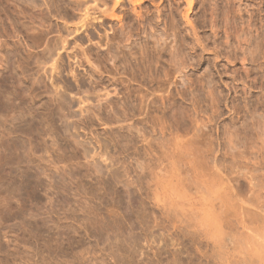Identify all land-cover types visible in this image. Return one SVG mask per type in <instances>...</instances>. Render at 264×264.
<instances>
[{
	"label": "rangeland",
	"instance_id": "rangeland-1",
	"mask_svg": "<svg viewBox=\"0 0 264 264\" xmlns=\"http://www.w3.org/2000/svg\"><path fill=\"white\" fill-rule=\"evenodd\" d=\"M7 1L10 3L8 4ZM25 1L26 0H12V2H11V0L10 1L9 0H0V12H1L0 13V36H2L0 39L2 41L4 39H7V41H5L6 45L4 43L5 48L3 46V48H1V50H0V264H132V263L133 264H240L241 263V260H240L241 256L239 254H237V252L239 250L235 253L234 252L235 246H233L232 243L229 242L228 239H226L229 235L225 238V242H223L222 244H224V243L227 244L229 242L230 244L229 243L228 244L231 247L227 244L228 246L224 245V249H223L221 247V245L217 244L218 241L220 243V240L223 236L222 237L220 236L219 237L220 239L217 238L218 234H216V228L214 226L215 222L213 223L212 221H214V220H212V221L210 220V219H213V216H211L212 214H211V210L209 207L210 206L209 205L210 202L208 201L209 199L207 200V203H206L205 200L207 199V197H205L204 195H200V194L198 195L197 194L198 191L196 189H195L196 191H194V188L196 187L195 185H193L194 187H192V186L190 187V189H192L191 191H190V189L187 190V193H189V196H188V194L185 192L186 191L185 188L183 187L184 189H181L182 188L181 182H183V183L185 182L187 184L188 181L187 182L181 181V179H184L183 175L186 176V173H188V175L186 176L187 179H189V177L192 178V177H194L192 175V173H195L197 170H199V171H197L198 173L196 172L197 175L200 172V174L198 175L199 178L201 177L200 175L204 176V175L208 174L207 178H205L206 180L204 179V177L203 178L201 177V178L204 179L205 182H207L208 178L212 179L211 181H213V180L215 181L216 176L218 179V173L215 172L216 170L213 171V169H215V168L213 167L214 165L213 166H211V165L215 164L214 162H216L217 159L218 160H217L216 164L218 163L221 168L225 167L224 168L225 172H228V174L232 173L231 174L232 178L230 175H228V176H230L231 179L238 178L237 174H239V171H241V169H242V171H243V169H245V171H243L242 174H239V176H242L244 173L252 171V173L251 172L247 173L248 175L251 173L249 176H246V175L245 176L249 178L251 175L252 176L256 175V178H255V176H253V178H255L254 179L255 181H253V183L256 184V180L258 181V179H259V178L257 179V177L259 176V174L262 173V172L260 173V171H258L259 170L258 167L260 165L264 166V164H263L264 163V159H263L264 158V156H263L264 155V149H262V147H264V145H263L264 143H262V141L264 140V135H262V134H264V74H263L264 73V67L262 68V66H264V58H263L264 57V41L263 42L261 41L262 39L264 40V30H263L264 29V18H263L264 17V0H242V1L241 0H208V1L207 0H192L193 2H192L191 7L188 6V2H186V0H179L180 2L178 0H174V1L173 0H170V1H168V0H155L153 3L155 5H158L159 7L161 6V9H162L161 14L164 13L166 16V14L168 13L169 16L167 15L166 16L167 18L165 17L166 18L165 22L168 25H165L163 23L165 18H162L161 14L158 13L157 16L160 14V17L158 19V17L155 16L157 11L153 10L155 12V14L152 11H151L152 12L151 14L153 15V17H156L158 21L155 20L156 18H153L151 16V14H150V19L152 21L155 20V23L157 25H155L154 22L152 23V21H149V22H151V24L149 23V25H148V23H145L146 27L143 24L144 20L142 21V19L138 18L137 19L138 22H137L136 16H135V18L134 17L133 18L127 17L129 20L132 19L134 22L133 21L131 22V20L129 21L126 19V17H125L126 15H125L124 11L127 8L129 9V6H130L127 2V4L125 6H122V13L120 10L117 12V14L121 13L122 17L125 18L129 22L124 23L125 27H126L124 29H126V31L123 30V32H122L123 35L121 33V30L117 31V39L118 38H120V39H118V40L116 39V40L118 41L119 45H118V43H114L116 41H114V42L111 41V42H113L112 43L113 46H111L113 48H111L112 50L109 52L110 55L106 52L109 51V49H110L109 47H110L111 42L108 45L106 40L111 39L109 37H112L111 34L114 33V30L109 29V28H111L112 25L110 24V26H109L108 24L104 23L103 18L101 19V17H99V15L97 14V15H95V17L97 19L94 20L93 18H91L89 20L90 22L88 25L90 27L88 28V31H86L85 33L82 30L80 32L73 31V33L70 35V37L68 36V39H67L68 41L66 42L64 49L60 47L63 50L59 49V51H58V53L60 52L59 53L60 56L56 55V57H55L56 59H59L58 64H57L58 69H56L55 71L51 70L52 69V67L50 66L51 64L49 65V67L47 65V67H46L47 69L45 68L46 70H41L42 68L37 67V65H27L28 66L27 67L24 64L20 68L18 66H16L15 64L7 66L8 63L5 61L6 59H4V58H6L5 57L6 51L11 50V49H15L19 44H22V41L19 42V40H20L19 34L23 33V35H26L28 30H29V32L30 31L31 32L28 34L29 35L32 34V36H35L42 30V29L41 30L39 29V27H41L40 26L41 23L38 26V24H39L38 21L33 20L36 18H34L33 16L31 17L30 16L31 14L29 13V11H28V13L30 15L28 13H26V11H25V10H28L25 7L29 6L27 3L28 2L31 3V0H27L26 5L24 6ZM43 1H45V0H39V3L41 2V4H42V3H44ZM86 1H87V6H89L90 11H92L91 13H93V11L98 12L101 9L103 10V9L109 8V7H107L108 6L107 1L109 2L111 0H105L106 2L104 0H86ZM255 2H256V4H255ZM15 3H17L19 5H16ZM20 6L22 9H24L25 12L23 10L21 11ZM96 7L99 9H97ZM151 9H153V8H151ZM188 10H190V11H188ZM21 12L22 13L24 12V14H22ZM184 13H186V14H184ZM27 14L30 16V18H32L33 21H30V18ZM212 14H213V16H210ZM10 17H11V19H10ZM92 17H94V15ZM169 17H173V19L176 18L174 21L176 23H174L172 18H169ZM162 19H163V21H162ZM170 19L172 20L171 23H170V21H171ZM4 20H6V21H4ZM140 20L142 22H140ZM14 21H16L19 24L16 23V26H14L15 25ZM135 21L137 22V24L142 23V26L140 25L141 26L140 27L139 25H137L135 23ZM168 21H169V23H168ZM186 21H188L190 24H188V22L186 23ZM39 22H40V20H39ZM127 23L132 24L134 26L131 25L132 26V28H131V26L129 25L130 27L128 28V26H126V25H128ZM169 24H172V26L175 24V26H173L174 28L172 26H170L172 29H174V31H172V32L170 31L171 33L169 32L170 28H167V27H169ZM20 25L23 26V28L21 27L23 30L20 28ZM61 25L65 26L63 23H61ZM147 25H148V27H147ZM9 26H11V27H9ZM143 26L145 28H147L146 29L147 32H146V30H145V32L143 31L145 29ZM153 26H155V27H153ZM164 26H167V27H164ZM194 26H195V31L192 30L194 28ZM117 27H118V29H120V25H118ZM138 27H140L139 30H138ZM175 27H176V31H175ZM17 28H18V30H20L19 34L16 33ZM67 28L72 30L71 26H67L66 29ZM127 28H128V31H127ZM142 28H144V29L142 30ZM148 28H152L153 31L151 29H148ZM132 29H133V32L131 33ZM163 29H165V30L163 31ZM167 29H169V30H167ZM149 30H151V31H149ZM23 31H25L26 33H24ZM124 31H125V34L129 32L127 34V36H129V34H133V33L135 34V32L136 33L138 32L139 35L137 33L135 35V38L133 37V40H131L130 42L125 44V42H123V41H126L127 38H126V35L124 36ZM142 32L144 34L140 35ZM148 32L150 34H148ZM166 32L170 35L169 37H167L168 35L165 34ZM173 32H176V36H174L175 34ZM195 32L198 35L196 34V36H195ZM33 33H35V35ZM66 33L67 32L65 31L64 32L65 36L68 35V33L67 34ZM118 33H120L121 35ZM227 33L229 35H227ZM28 34H27V36H29ZM88 34H89V36H88ZM147 34L150 36L147 37ZM118 35L120 37H118ZM121 36L122 37L124 36L123 39H121L122 38ZM197 37H198L199 43L196 42ZM18 38H19V40H18ZM124 38H125V40H124ZM145 38H146V40H145ZM185 38H187V39H185ZM17 40H18V42H17ZM91 40L93 41V43ZM120 40H122L123 43L120 44V42H121ZM157 40H159L158 41L159 43L157 44L159 47L157 45L156 46L159 49H157V54H156V52H155L156 49L155 50H153V49L155 48L154 45H155V42ZM165 40H166V42H165ZM199 40L201 41V43ZM76 41L79 43H83L82 48H85V50L89 46L92 47L94 49L93 50L94 53L96 52L98 55H100L101 68L103 69L105 67L106 70L109 71L110 76L107 75L108 72L106 70H102L101 68H98L99 66L96 67V68L100 69V71L102 70L103 72L106 73V74H104L101 71L103 73V75H102L103 77H100V79H101V81H102V79L105 80V81H102L103 83H101V81L99 80L100 83L103 84V86H105L102 89H101V87H97L96 82L98 80H95V79H98V78H95V77L92 78L90 76L89 67H87L86 69H83V68H80L78 66V64H77L78 59L77 58L75 59V55L77 53H80L81 49L75 47ZM14 42H15V45L13 46ZM144 42L145 43L149 42L148 45L150 44L149 46L153 47V48H150L149 46H147V43L145 45ZM152 42H154V44ZM142 43L145 46H147L148 48H146ZM257 44H258V46H257ZM10 45H12V46L9 49ZM101 45H102V47H101ZM120 45H122V47ZM200 45H202V46H200ZM6 46H8V47H6ZM139 46H144L146 49H144L143 47L141 48ZM137 47L141 48V52H142V50H146V51L152 50V51H149L150 53L154 51V54L151 53L152 58L154 60L149 57L150 53L148 51H147V53H149V54L145 53L146 51L141 53L142 56L145 57V55H146L147 58L149 57L148 59H146V57L145 58L142 57V58L146 59V60H143L141 58V55H139L140 51H139V48H137ZM204 47H206V49ZM219 47L223 51L220 50ZM255 47H257V48L255 49ZM160 48H162L163 50ZM217 48H219V49H217ZM2 49H4V50H2ZM121 49H123L124 51H122ZM131 49L133 51H137L138 53L136 54V52H135V54L137 56H134L135 55L134 52H133L134 55L132 53L129 54L130 56H132V55L134 56L132 58L136 57L135 60L131 59V62H129L130 63L129 64V63H127L130 60V59L129 60L127 59V58H129L128 57L129 55L127 54V52L129 53L131 51ZM170 49H172V50H170ZM160 50H162L163 52L161 53ZM174 50H175V52H174ZM203 50H205V51H203ZM4 51H5V53H4ZM74 51H76L77 53ZM253 51L255 53H253ZM2 52L4 53V56H3L4 58H2V55H3ZM218 52H219V54H218ZM122 53H124L125 55L127 54L128 56L126 55L127 56L126 57ZM158 53H160V56H161V57L158 56V58L160 57L159 58L160 60L157 58V55H159ZM175 54H177V55L175 56ZM254 54H255V56H254ZM104 55L105 56L108 55L109 57L108 56L106 57L108 59H106ZM154 55H156V56H154ZM181 55H183V56H181ZM185 55H186V57H184ZM249 55H253L252 57H253L254 61H252V57L251 56L249 57ZM258 55H260V56H258ZM101 56H103V57H101ZM138 56H140V57H138ZM173 56H174V58H173ZM95 57L96 56H94L92 58V62H95L94 61ZM122 57H123V59H122ZM124 57L127 59V62L126 61L124 62V60H125ZM154 57H156V58H154ZM178 57H180V58L182 57V58L180 59ZM232 57H235V58L232 59ZM245 57H246V59H245ZM260 57L263 59H261ZM140 58L142 59L141 60L142 62L140 61L142 63L141 65H143V63H144L145 67L148 68L150 66V70H149V68L148 69L145 68V69H147V70H145L143 68V66L141 67V65L139 63H137L140 60ZM176 58H177V61H176ZM256 58H257V60H256ZM150 59L154 61L153 64H150L152 62ZM157 59L159 62L157 61ZM172 59H173V61H172ZM174 59H175V61H174ZM104 60H107V62ZM122 60H123V63H122ZM149 60L151 62H149ZM182 60L187 62L186 64L188 66V70L185 71V73H182L181 75L177 74V73H179V72H177V69H175L176 72L173 73L174 69L171 70L173 68V66L180 64ZM235 60H236V62H235ZM132 61H133V64H132ZM146 61H148L150 65L148 64V62H147V64H148L147 65ZM184 61H182V62H184ZM156 63H158V64H156ZM233 63H235V64H233ZM253 63H254V65H253ZM96 64L97 63L95 62V65ZM131 64H132V66H134L133 70H131V68H133V67L129 68V65H131ZM161 64H162V66H161ZM168 64H169V66H168ZM171 64H173V65H171ZM258 64H259V66H258ZM103 65H104V67H102ZM136 65H138V66L135 67ZM174 67L176 68V66H174ZM261 69H262V71H260ZM70 70L71 71L73 70L72 71L73 73H71ZM133 71H134V73H135V71H137L138 75L134 74ZM170 71H172V73L175 76ZM188 71H189V73H188ZM139 72H140V74H139ZM175 73L177 74V76ZM201 73H203V74H201ZM36 74H38V75H36ZM130 74H134V75H130ZM21 75H22V77H21ZM31 76H33V77H31ZM136 76H138V77H136ZM181 76H182V78H181ZM131 77H133L134 81H131V80H133ZM187 77H188L189 81L186 79ZM180 78L183 81L180 80ZM35 79L39 80V81L41 80L40 82L42 83V86L43 85L46 86L47 89L50 91V93H52L51 95H55L54 93L58 92L57 94L64 95L66 98H68V100H70V101L72 100L73 106H74V108L71 112L72 115L74 114V117H72V120L70 118V120H67V122L61 124V122H59V120H58V118H56V116H53V114L51 112H48L46 110V108H44V106L42 105L43 102H41L40 104H38L36 102L37 103L36 106H35V103L34 104L31 103L32 101L30 102V100H32V99L29 96V94H27L28 92L24 91L25 90L24 87L30 88L33 81H35ZM24 80H26V82ZM112 80H114V81H112ZM122 81H124V82L122 83ZM169 81H171V82H169ZM162 82H163V85H162ZM164 82L166 84H164ZM167 82H169L170 85ZM157 83H158V86H157ZM58 85H59V87H61V89L58 87ZM156 86L160 89L155 92L156 95L155 94L153 95L152 92L154 93L155 88L157 89ZM164 86H167V87H164ZM57 87L59 88V89H57L58 91L56 90ZM152 87H153L154 91H152V89H151ZM163 90H165L167 92H164ZM79 91L81 92L80 94H79ZM121 91H122V93H121ZM209 91L211 93H209ZM24 92H26V94ZM126 92L128 93V95H130V97L132 96L131 101H133V100H135V101L131 102L130 100H126L127 97H128V99H130V97L127 96ZM37 93L40 96L43 94V90H40ZM70 93H71V95H70ZM129 93H133V95L129 94ZM161 93H163V94H161ZM122 94H124L125 96ZM145 95H147V96L145 97ZM150 95L151 96L153 95V96L151 97ZM123 96H124L123 101H125V102L122 101ZM149 96H150V98L147 99V97H149ZM160 96H162V97L160 98ZM197 96H199V97L197 98ZM80 98L81 99H83V98L89 99V100L83 104L80 102ZM151 99H153V100L151 101ZM148 100L150 103L148 102ZM180 100H182V101H180ZM119 101L125 103L126 105L120 103ZM126 101H128V102H126ZM143 101H145V104L148 103V104H146V106H149V107H145L146 113L142 112V110H144V108H142V110H140L141 107H144ZM141 102L143 104H141ZM128 103H133V104L130 105ZM107 104L108 105L111 104L110 106H108V109H107L108 112L110 113V115L112 114L111 115L112 118H111L108 115L109 113L107 112V115L109 116L110 119H112V120L115 119V117L117 115L119 117V118L118 117L117 118L121 122H123V121L126 122V123L123 122V124L118 123L120 126H118L117 123L114 124L115 125V126L113 125L114 130H112L113 129L112 125H110L111 127L108 125V130L110 129L109 130L111 132L110 134H112L113 136L108 135L107 132H109V131L106 130L107 129L106 125H104L106 127L105 128L102 125V122L100 121L101 119L98 117H96V119H95L96 121L93 118V127L94 128L83 125V122H82V121H84V118L86 116L91 115L92 112L97 111L98 108H100V106L104 107ZM27 105H28V107H27ZM127 105L129 108L127 107ZM121 106H122V108L127 107L128 109H130V108L131 109L128 110L127 108H123L125 110H122V108H120ZM131 106H133L134 108ZM82 107L85 108L83 110V113L81 112V109H80ZM29 108L31 109V112H30ZM32 108H33V111H32ZM34 109H37L39 111L38 112L39 115H41V114H43V115H41V116H39L38 114L35 115ZM196 109H197V111H196ZM88 110L90 111V113H88V112L86 113V111H88ZM131 110H133L134 112L132 111L130 114V112H128V111H131ZM146 110L147 111L149 110V111L147 112ZM124 111H126L125 113L128 112L127 114H130L132 116V119L129 118L130 117L129 115H128V117H125V116H127V114L124 115ZM235 111H236V113H235ZM32 112L34 113V115L32 114ZM42 112H44V113H42ZM138 112L145 113L144 115H142V117L145 116V118L147 120L144 119V117L140 118L141 114H138ZM49 113H51L52 115ZM189 114H192L193 116L189 115ZM134 115L139 116L137 118H140L139 119L140 122H141V119L143 121L145 120V122H143V123L146 124V125L144 124L145 127L148 126V128H146V130L149 129V131H150L149 133H151L153 131L155 132V133L153 132L154 134H152L155 137L152 135L149 137V138L154 137L155 138L154 142H153V140L149 141L152 138L149 139L148 136L144 137L145 141L143 140L144 139L143 137H141V139L139 138L140 136L143 135L142 133H144L146 130H145V127L142 123H138L139 120H137V118ZM179 115H181V116H179ZM195 115H196V117H195ZM35 116H37V117H35ZM133 116L135 117L134 120H133ZM180 117H182V118H180ZM189 117H192V118L189 119ZM97 118H98V120H97ZM149 118H150V120H149ZM192 119L194 121H192ZM206 119H207V121L208 120H210V121H208V123H207ZM176 120H177V122H176ZM188 120H190V121H188ZM197 120H198V122L199 121H201V122H199V124H197L195 122ZM51 121H54V122H51ZM113 121H115V120H113ZM128 121H130V124L127 123ZM135 121H138V122H135ZM161 121H162V123H161ZM173 121H175V122H173ZM202 121L204 123H202ZM39 122H40V124H39ZM48 123L49 124L52 123L53 127H52V124L49 125ZM132 123H134L137 126V128L140 129V131H142L143 128L145 131L141 132L142 135H137L136 132H134V130H133V133L130 132V134H129V131H127L126 135L124 134L126 137L123 136L122 135L124 133L123 131H125L127 129L126 126H131ZM200 123L202 125H200ZM134 124H132V125H134ZM139 124H141L142 127H138ZM149 124L153 125V126H150ZM206 124H208L207 125L208 127L206 126ZM216 124L218 127L216 126ZM192 125H194V126H192ZM199 125H200V127L201 126L203 128L205 127V129H203L201 127L202 129L200 128L201 129L200 130L198 127ZM212 125H214V126H212ZM46 126L51 128L52 130L54 129V131H53L54 135L53 134L46 135L44 130L47 129L46 132L51 130V129L48 130V127H46ZM65 126H69V128H70V131L67 134L63 133V129ZM136 126H135V128H136ZM119 127L120 128L123 127V129H120ZM42 128H43V130H42ZM117 128H118V132L122 130L121 131L122 134H120V132H119V135H122L124 137L123 138L124 141L122 139V136H119L118 132H116ZM152 128L154 130H152ZM160 128H162V130H160ZM175 128H177V129H175ZM166 129L167 130L170 129L169 130L170 132L167 131ZM210 129L213 130V132ZM89 131H90V133H89ZM160 131H162V132H160ZM164 131H167V134ZM183 131H185V132H183ZM114 133L117 135V138L119 136L118 139L116 138V135H114ZM171 133H172V135H171ZM210 133H211V135L209 136ZM127 134H128V136H127ZM131 134L132 135L136 134L135 136H133V137H135L134 142H131V140H130L133 138V137H131ZM219 134H220V136H219ZM224 134H225L226 138H224ZM52 135H53V137H52ZM195 135L197 137H195ZM227 135H229V136H227ZM49 136H51V137H49ZM72 136L75 137V140L74 139L71 140ZM144 136H146V135H144ZM169 136L171 138L177 136V137H175L177 139V140H175L176 143L174 142L175 138H173L171 140V138ZM199 136H201L200 139H198ZM212 136H213V138H212ZM67 137H69V138H67ZM129 137H130V139H129ZM189 137H190V139H189ZM216 137H217V139H216ZM80 138H81V140H80ZM168 138H169V140H167ZM228 138H230V139L232 138L231 139L232 141L231 140L229 141ZM69 139L72 142L68 141ZM73 140H74V142L76 141L74 144H73ZM159 140H160V142H159ZM143 141L146 143H144ZM147 141L152 142V143L147 144ZM170 141H172V142H170ZM182 141H184V142L182 143ZM186 141H187V143H186ZM128 142L130 144H128ZM135 142L137 143V145L135 144ZM156 142H157V145L155 144ZM177 142L179 145L177 144ZM205 142H207V144ZM223 142H224V144H223ZM227 142L229 144L231 142L232 145L227 144ZM158 143L162 144L161 148H163V149L156 147V146H159ZM174 143H175V146L178 145L179 147L178 146L173 147ZM75 144H77V145H75ZM126 144H127V146H126ZM149 144H151V145L153 144V145L151 146ZM210 144H211V146H210ZM221 144H223V145H221ZM147 145L151 146V147H153L154 145H156V146H154V148H150ZM189 145H190V147H189ZM118 146H120V147H118ZM135 146H136L137 151L139 149V152H137L135 150ZM163 146H166V148H164ZM185 146L189 147L191 149L186 148ZM232 146H235V148L234 147L232 148ZM65 147H67V149H68V152H67L68 154L63 153L64 152L63 150L66 149ZM125 147H127V148H125ZM184 147L186 149L190 150L189 151L190 153L188 154L189 157L187 156L188 158H190V155H192V154H194V155H193V157L191 156V159H189V160L185 157V159H187V160H184V163H183L184 157H181L182 153L179 154V151H180L179 148L184 149ZM84 148H86L85 150H87V152H89L91 154L90 156H94L95 153L101 152V155H97L95 157L94 161L92 162L94 164L97 163L99 165L100 171L97 170L95 172V171H93L94 169H90V168L88 169L89 166L87 167V164H86L87 162H85V159L83 158V155L85 154ZM154 149H158V150L161 149L162 153H163V151H165V149H168L167 152L166 151L164 152V153H168V154L165 155L163 153L162 155L168 156L171 154L172 157L170 156V159H168V161L169 160L173 161V158L174 159L176 158L175 161H176V163H178V165H175V166H177L176 168H178L180 163L182 162V164L180 165V167H182V168L179 167L178 168L179 170H177V169L174 170V171H179L181 173V175L183 174L182 177L179 175L181 177V179H179L178 176L176 177V179L178 178L177 181L179 182V180H180L181 182L176 183V179L175 180L171 179L170 181H173L174 183L170 184V181L168 182V180L166 179L172 175V170L175 167H173V169L170 168L171 171H168L169 169H167L168 167H166L167 172L166 171L163 172L165 176L163 175V173H161L162 171H160V172L157 171L161 167L164 168L165 164L167 166L168 161L166 160L167 162H164L165 158L167 159V157L163 156L164 161L162 162L163 158H162V155L160 154L161 151L159 152V151H156ZM171 149L172 150L174 149L178 153V155L174 150L172 151ZM183 149L181 152L187 151L186 149L185 150H183ZM212 149H214V150L211 151ZM202 150H203V152H202ZM145 151L147 152V154ZM153 151H154V153H153ZM155 151L159 152V154L161 155V156L159 155V159L162 158L161 160L157 159L158 157H156V156H158V155H156ZM171 151L174 153H171ZM144 152H145V154H143ZM192 152H195V153H192ZM186 153H184V154H186ZM196 153L199 155V160H198V156ZM64 154H66V155H64ZM148 154H150V155H148ZM214 154L217 158L215 157L213 159ZM230 154H232L234 156V159H232L233 156ZM201 155L203 156V158H200ZM147 156L148 157L152 156L153 158L152 157L148 158ZM182 156H183V154H182ZM63 157H64V160H65V157H66V159L69 157L70 160H72V158H73L75 160L73 162H75V163H76V161L81 162L80 167L74 166L75 169H73V170H75V171H72V168H74L71 165L72 162H69L68 164L64 165L65 162L63 160ZM180 157H181L182 161L178 162ZM239 157H241V158L237 159ZM245 157H246V159H245ZM69 158L67 160H69ZM77 158H78V160H77ZM204 158H206V159H204ZM235 158H236V160H235ZM249 158H251V159H249ZM257 158L258 159L261 158L262 161L258 160ZM135 159H137L138 161H136ZM149 159H151V160H149ZM156 159L158 160L159 163H160V161L162 162V164L164 163V165H161V163L160 164L156 163L155 162V161H157ZM241 159H243V160H241ZM61 160L63 161V163L62 162L60 163ZM190 160H192V164H189ZM196 160H198V161H196ZM212 160H215V161L212 162ZM232 160H233V162H235V161L236 162L238 161V162L234 163V165H233ZM175 161H174V163H175ZM185 161H188V163L185 164L186 163ZM199 161L204 162V163H198ZM206 161H207V163H206ZM218 161L219 162L222 161L221 163L224 164L223 167L221 166L222 164L219 163ZM258 161L259 162L261 161L260 162L261 164ZM58 162L61 165H59ZM136 162L138 164L140 163L141 166L143 167L142 169L140 168L141 170L139 168L137 169V167L140 166V164L138 165ZM153 162H154V164H153ZM171 162H169V163H171ZM256 162H258L259 165ZM174 163L172 162V164H174ZM227 163H229V164H227ZM241 163L244 164V166H242ZM155 164L156 165L158 164L157 165L158 168ZM183 164L187 165V166L185 167ZM188 164L191 166H189ZM200 164L201 165L203 164L204 168L203 167L200 168ZM235 164H236V167H234ZM147 165L148 166L150 165V166L148 167ZM151 165L152 166L155 165L153 167V169H151L152 168ZM193 165H196L197 167L199 166L198 169L195 166V168L197 170L193 169L194 172H192V169H191V167H193ZM209 165H210V167H209ZM228 165L231 167H229ZM145 166H147V168ZM159 166H161V167H159ZM171 166H174V165H171ZM171 166H169V167H171ZM261 166H260V168H261ZM65 167H67V168H65ZM68 167H70L71 170H69ZM184 167H185V169H184ZM211 167H213V169ZM64 168L68 169L71 172L70 173H67V172L64 173V171H68V170H65ZM144 168H146L147 170ZM163 168H161V169L166 170ZM233 168L235 169V171L233 170ZM252 168H253V170H252ZM154 169L156 172L154 171ZM205 169L207 170V171H205L207 173L204 174ZM254 169H257L259 174L256 173V171ZM151 170L153 172H155V175L158 176V179ZM180 170H182V171H180ZM201 170H203V171H201ZM208 170H209V172H208ZM210 170L212 172H210ZM174 171H173V174H174ZM231 171H233L234 173ZM253 171H255V172H253ZM151 172L153 173V176H152ZM179 172H178V174H179ZM184 172H186V173H184ZM213 172H214V176H213L214 179L212 177H209V175L210 176L213 175ZM168 173H169V176L167 177L166 175H168ZM215 173H217V174H215ZM175 175H177L176 172H175ZM154 176H155V178H154ZM128 178H130V179H128ZM171 178H172V176H171ZM173 178H175L174 175H173ZM201 178L199 179V181L202 180ZM159 179H160V181H159ZM192 179H194V178H192ZM243 179H245V178H243ZM184 180H186V179H184ZM245 181L248 182V180H246V179L244 180L245 186H244L243 190H241L242 186L240 189L237 188L238 186L237 187L234 186L235 187V193L239 194L242 191L247 190L245 193L243 192L242 195L241 194L240 195L243 196L245 199L249 198L250 202H248L247 200H245V201L248 202L246 204H248V206H250V207H248L250 209V208H253V205H254L253 204L254 202L252 201L253 202L252 203L251 200H256V199H255V196L253 195V193H250L248 191L250 189V188H248L249 183H247ZM145 183H147V184H145ZM166 183H167V185H166ZM155 184L156 185L161 184L160 185L161 188L158 187L159 189H157V191H156L157 186ZM246 184H247V186H246ZM172 185L174 188L172 187ZM153 186H154V188H153ZM178 186H179V188H178ZM137 188H138L139 192H138ZM237 189L241 190V192H239ZM183 191H184V193H183ZM125 192H126V194H125ZM156 192H158V193H156ZM183 194L184 195L186 194L187 196L185 197ZM244 194H246L247 196H245ZM182 195H183V198H180V196H182ZM155 196L157 197V199ZM193 196H194V198H193ZM203 197L206 199H204ZM168 198H170V199H168ZM256 198H258V197L256 196ZM173 200H175V201H173ZM133 202H134V204H133ZM153 202H154V204H153ZM134 205H136V206H134ZM164 206H165V208H163ZM193 206H195V207H193ZM245 207L247 208V205H245ZM168 208H170V209H168ZM199 209H201V211ZM160 211H161V214H160ZM130 212H131V214H130ZM168 212H169V214H168ZM175 213H176V215H175ZM204 216L206 219H209V220L206 221V219L203 218ZM207 216L209 218H207ZM210 216H211V218H210ZM172 217H174V218H172ZM232 219L234 220V223L232 222L233 224L231 223L232 224L231 226L234 225V227L229 228V230L226 229V232L230 231L229 233H230L231 237L234 235L236 236V234L237 235L239 234V236H241V233H242V237H244L247 232L245 230H243L241 228V226L239 227L238 226L239 224L236 227V224H237L236 221H238L236 217H235L236 220L233 217H232ZM132 220H134V221H132ZM233 220H230V221H233ZM135 223H137V224H135ZM75 225H77V226H75ZM135 225H138V226L135 227ZM206 225H210V226L206 227ZM235 227H236V230H234ZM231 229L234 230V232ZM136 232H138V234ZM187 232H189V233H187ZM231 232H233V233L236 232V233L234 235H232L233 233H231ZM243 233H245V234H243ZM205 236H207V237L205 238ZM235 236H234V238H235ZM239 236H236V239L240 238V240H241V237H239ZM229 239H230V237H229ZM127 241H129L128 244L126 243ZM212 242H214V243H212ZM215 242H216V244H215ZM133 244H134V246H133ZM136 244H138V245L140 244V245L138 246ZM126 245H128V246H126ZM217 246H219V247H217ZM131 250L133 251V253ZM228 257L231 259L233 257V259L230 260ZM237 261H238V263H237Z\"/></svg>",
	"mask_w": 264,
	"mask_h": 264
},
{
	"label": "bare ground",
	"instance_id": "bare-ground-1",
	"mask_svg": "<svg viewBox=\"0 0 264 264\" xmlns=\"http://www.w3.org/2000/svg\"><path fill=\"white\" fill-rule=\"evenodd\" d=\"M10 1V0H9ZM27 1V0H26ZM24 2V6L26 5V3L27 2ZM105 1V0H104ZM155 0H111V1H107V3H108V6L107 7H109V8H107V9H101V10H99L98 12H96V11H93V13H91L92 11H90V7L89 6H87V1L86 0H45V1H43L44 3H42L41 4V2L39 3V0H31V3L30 2H28L27 4L29 5H27L28 7H25V8H27L28 10H25L26 11V13H28V11H29V13L31 14H29L31 17L33 16L34 18H36V19H33L34 21H38V26L40 25V23H41V27H39V29L41 30L37 35H35V33H33L35 36H32V34H28V33H30L29 32V30H28V32H27V34L30 36H27V34L26 35H23V33H20L19 34V32H20V30H18V28H17V31H16V33L17 34H19V37H20V40H19V38H18V40H19V42L20 41H22V44H19L15 49H11V50H7L6 51V54H5V57L6 58H4L3 56H4V53H5V51H4V53H3V55H2V58H4V59H6L5 61L8 63L7 64V66L8 65H16V66H18L19 68L22 66V65H37V67H39V68H42L41 70H46L47 68V65H48V67H49V65L52 67V71H55L56 69H58V66H57V64H58V61H59V59H56L55 57H56V55L57 56H60V52L58 53V51H59V49H61V48H63L64 49V47H65V44H66V42L68 41L67 39H68V36L70 37V35L73 33V31H75V32H80L81 30L85 33L86 31H88V28L90 27L88 24H89V20L91 19V18H93L94 20L95 19H97L96 17H95V15H99V17H101V19L103 18V20H104V23H106V24H108L109 26H110V24L112 25L111 26V28H109V29H111V30H114V33L113 34H111L112 35V37H109V38H111V39H108V40H106L107 41V43H108V45H109V43L111 42V41H116V42H114V43H118V39H120V38H118L117 39V31L119 30H121V33L123 32V30H125L126 31V29H124V28H126L125 27V24L124 23H126V22H129L130 20H131V22L133 21L132 19H128V18H135V16L137 17L136 18V20L139 18V19H142V21H143V24H144V26L146 25L145 23H148V25H149V23L151 24V22H149V21H152L151 19H150V14L152 13V12H154L153 10H155V11H157V13H156V15L155 16H157V14L158 13H160L161 14V11H162V9H161V6L159 7L158 5H155L153 2H154ZM168 1H170V0H168ZM174 1V0H173ZM179 1V0H178ZM208 1V0H207ZM242 1V0H241ZM2 2V1H1ZM8 2V1H7ZM11 2H12V0H11ZM95 2V1H94ZM106 2V1H105ZM104 2V3H105ZM127 2H128V4L130 5L129 6V9L127 8H125L126 10L124 11L125 12V17H126V19L127 20H129V21H127L125 18H123L122 17V6H125L126 4H127ZM172 2V1H171ZM180 2V1H179ZM186 2H188V6L189 7H191V5H192V0H186ZM223 2V1H222ZM234 2V1H233ZM5 3V2H4ZM3 3V4H4ZM10 2H8V4H9ZM175 3V2H174ZM6 4V3H5ZM12 4V3H11ZM10 4V5H11ZM16 5H19V4H17V3H15ZM14 4V5H15ZM110 4V5H109ZM253 4V3H252ZM255 4H256V2H255ZM178 5V4H177ZM183 5V4H182ZM229 5V4H228ZM234 5V4H233ZM218 6V5H217ZM16 7V6H15ZM19 7V6H18ZM227 7V6H226ZM14 8V7H13ZM20 8H21V6H20ZM97 8V7H96ZM151 8H153V9H151ZM18 9V8H17ZM16 9V10H17ZM97 9H99V8H97ZM124 9V8H123ZM223 9V8H222ZM6 10V9H5ZM13 10V9H12ZM24 11V9H22L21 8V11ZM121 10V13H119V14H117V12L118 11H120ZM169 10V9H168ZM202 10V9H201ZM3 11V10H2ZM24 11V12H25ZM152 11V12H151ZM164 11V10H163ZM170 11V10H169ZM168 11V12H169ZM188 11H190V10H188ZM197 11V10H196ZM204 11V10H203ZM216 11V10H215ZM11 12V11H10ZM24 12L22 13V14H24ZM165 12V11H164ZM172 12V11H171ZM177 12V11H176ZM186 12V11H185ZM210 12V11H209ZM228 12V11H227ZM232 12V11H231ZM1 13V12H0ZM5 13V12H4ZM163 13V12H162ZM167 13V12H166ZM206 13V12H205ZM217 13V12H216ZM220 13V12H219ZM236 13V12H235ZM240 13V12H239ZM242 13V12H241ZM14 14V13H13ZM27 14V15H28ZM124 14V13H123ZM154 14H155V12H154ZM160 14L157 16L158 17V19H159V17H160ZM164 14V13H163ZM163 14H161V17L162 18H165L167 15H168V13L166 14V16H165V14L163 15ZM175 14V13H174ZM184 14H186V13H184ZM4 15V14H3ZM28 15V16H29ZM94 15V17H92ZM173 15V14H172ZM255 15V14H254ZM261 15V14H260ZM27 16V17H28ZM30 16H29V18H30ZM151 16L153 17V15L151 14ZM169 16V15H168ZM186 16V15H185ZM199 16V15H198ZM210 16H213V14L212 15H210ZM222 16V15H221ZM220 16V17H221ZM4 17V16H3ZM128 17V18H127ZM187 17V16H186ZM28 18V19H29ZM153 18H156V17H153ZM167 18V17H166ZM166 18L164 19V21H163V19H162V21H163V23L165 24V25H168V24H166V22H165V20H166ZM169 18H172V20H173V22L175 21V19L176 18H174L173 19V17H169ZM168 18V19H169ZM234 18V17H233ZM232 18V19H233ZM237 18V17H236ZM264 18V17H263ZM10 19H11V17H10ZM100 19V20H101ZM126 21H125V20ZM187 19V18H186ZM32 20V18H30V21H33ZM39 20H40V22H39ZM135 20V19H134ZM154 20V19H153ZM155 20H157V18L155 19ZM155 20L154 21H152V23L154 22V24L155 25H157L156 23H155ZM171 20V19H170ZM172 20L170 21V23L172 22ZM188 20V19H187ZM209 20V19H208ZM4 21H6V20H4ZM12 21V20H11ZM18 21V20H17ZM124 21V22H123ZM141 20H140V22H142ZM158 21V20H157ZM223 21V20H222ZM255 21V20H254ZM261 21V20H260ZM2 22V21H1ZM15 22V25L14 26H16V21H14ZM134 22V21H133ZM137 22H138V20H137ZM137 22L135 21V23L137 24ZM188 21H186V23H187ZM227 22V21H226ZM249 22V21H248ZM37 23V22H36ZM61 23H63L65 26H63V25H61ZM168 23H169V21H168ZM174 23H176V22H174ZM200 23V22H199ZM228 23V22H227ZM256 23V22H255ZM261 23V22H260ZM4 24V23H3ZM9 24V23H8ZM17 24H19V23H17ZM105 24V25H106ZM128 24V23H127ZM159 24V23H158ZM173 24V23H172ZM172 24H169V27H167V26H164V27H167V28H170V30L169 29H167V30H169V32L171 31H174V29H172L170 26H172ZM188 24H190L189 22H188ZM235 24V23H234ZM249 24V23H248ZM262 24V23H261ZM22 25V24H21ZM20 25V28L22 27L23 28V26H21ZM37 25V24H36ZM118 25H120V29H118ZM132 25V24H128V25H126V26H128V28L130 27V26ZM137 25H141L142 26V23H138ZM148 25H147V27H148ZM153 25V24H152ZM200 25V24H199ZM210 25V24H209ZM63 26V27H62ZM67 26H71L72 27V30L71 29H66V27ZM132 26H134V25H132ZM132 26H131V28H132ZM140 26V27H141ZM143 26V27H144ZM173 26H175V24L173 25ZM172 26V27H173ZM232 26V25H231ZM253 26V25H252ZM9 27H11V26H9ZM19 27V26H18ZM137 27V26H136ZM135 27V28H136ZM140 27H138V30H139V28ZM146 27V26H145ZM144 27V28H145ZM152 27V26H151ZM153 27H155V26H153ZM160 27V26H159ZM201 27V26H200ZM211 27V26H210ZM13 28V27H12ZM15 28V27H14ZM21 28V29H22ZM114 28V29H113ZM128 28H127V31H128ZM130 28V29H131ZM144 28H142V30L144 29ZM174 28V27H173ZM192 28V27H191ZM232 28V27H231ZM235 28V27H234ZM241 28V27H240ZM8 29V28H7ZM27 29V28H26ZM25 29V30H26ZM38 29V30H39ZM147 28H145L143 31L145 32V30H146ZM148 29H151L152 30V28H148ZM156 29V28H155ZM172 29V30H171ZM185 29V28H184ZM205 29V28H204ZM211 29V28H210ZM213 29V28H212ZM3 30V29H2ZM9 30V29H8ZM23 30V29H22ZM141 30V29H140ZM151 30H149V31H151ZM165 29H163V31H164ZM166 30V31H167ZM192 30H194L195 31V26H194V28L192 29ZM246 30V29H245ZM264 30V29H263ZM6 31V30H5ZM67 32L68 33V35L67 36H65V34H64V32ZM125 31H124V36L126 35V41H123V42H125V44H127L128 42H130L131 40H133V37L135 38V35L138 33H136L135 32V34L133 35V34H129V36H127V34L129 33H126L125 34ZM153 31V30H152ZM156 31V30H155ZM175 31H176V27H175ZM181 31V30H180ZM216 31V30H215ZM223 31V30H222ZM257 31V30H256ZM24 33H26L25 31H23ZM133 32V29L131 30V33ZM146 32H147V30H146ZM168 32V31H167ZM165 33V34H167L166 36L167 37H169L170 35L168 34V33ZM170 32V33H171ZM185 32V31H184ZM188 32V31H187ZM228 32V31H227ZM234 32V31H233ZM7 33V32H6ZM13 33V32H12ZM66 33V34H67ZM174 34V36H176V32H173ZM118 34H120V33H118ZM142 34H144L143 32L140 34V35H142ZM148 34H150L149 32H148ZM147 34V37H149L150 35H148ZM188 34V33H187ZM190 34V33H189ZM196 32H195V36H196ZM256 34V33H255ZM263 34V33H262ZM2 35V34H1ZM121 35V34H120ZM122 35H123V33H122ZM138 35H139V33H138ZM158 35V34H157ZM178 35V34H177ZM183 35V34H182ZM193 35V34H192ZM198 35V34H197ZM221 35V34H220ZM223 35V34H222ZM227 35H229L228 33H227ZM32 36V37H31ZM88 36H89V34H88ZM87 36V37H88ZM123 36V37H124ZM145 36V35H144ZM208 36V35H207ZM252 36V35H251ZM2 36H0V38H1ZM17 37V36H16ZM107 37V36H106ZM118 37H120L119 35H118ZM122 37V36H121ZM123 37L121 38V39H123ZM139 37V36H138ZM143 37V36H142ZM153 37V36H152ZM199 37V36H198ZM198 37H197V43H199L198 42ZM238 37V36H237ZM249 37V36H248ZM5 38V37H4ZM11 38V37H10ZM14 38V37H13ZM108 38V37H107ZM172 38V37H171ZM3 39V38H2ZM17 39V38H16ZM89 39V38H88ZM91 39V38H90ZM117 39V40H116ZM143 39V38H142ZM159 39V38H158ZM169 39V38H168ZM175 39V38H174ZM181 39V38H180ZM185 39H187V38H185ZM18 40H17V42H18ZM124 40H125V38H124ZM137 40V39H136ZM145 40H146V38H145ZM150 40V39H149ZM195 40V39H194ZM207 40V39H206ZM5 41H7V39H4L3 41L0 39V50H1V48H3V46H4V48H5V45H6V43H5ZM16 41V40H15ZM75 41V40H74ZM88 41V40H87ZM92 41V40H91ZM90 41V42H91ZM121 41V42H120ZM119 42H120V44L121 43H123L122 42V40H120ZM159 40H157L156 42H155V48L153 49V50H155L156 49V54H157V49H159L158 47V42ZM164 41V40H163ZM169 41V40H168ZM173 41V40H172ZM200 41V40H199ZM262 42L264 41L263 39L261 40ZM260 41V42H261ZM113 42H111L110 43V49H109V51H107L106 53H108L109 55H110V51L112 50L111 48H113V47H111V46H113L112 45V43ZM134 42V41H133ZM154 42H152L153 44H154ZM165 42H166V40H165ZM205 42V41H204ZM224 42V41H223ZM239 42V41H238ZM4 43H5V45H4ZM92 43H93V41H92ZM91 43V44H92ZM106 43V44H107ZM145 43V42H144ZM147 43V42H146ZM146 43H145V45H146ZM149 43V42H148ZM148 43H147V46H149L148 45ZM172 43V42H171ZM175 43V42H174ZM177 43V42H176ZM181 43V42H180ZM188 43V42H187ZM200 43H201V41H200ZM249 43V42H248ZM255 43V42H254ZM258 43V42H257ZM82 44L83 43H79V42H77L76 41V46L75 47H77V48H80L81 50H80V53H77L76 51H74V52H76L77 54L75 55V59L77 58L78 59V66L80 67V68H83V69H86L87 67H89V73H90V76L93 78V77H95V78H98V79H95V80H100L101 81V79H100V77H103L102 75H103V73L104 74H106L105 72H103L102 70H106V68L104 67V65L102 66V67H104L103 69L101 68V58H100V55H98L96 52V54L94 53V49L92 48V47H88L86 50H85V48H82ZM105 44V43H104ZM143 44V43H142ZM141 44V45H142ZM152 44V45H153ZM163 44V43H162ZM166 44V43H165ZM168 44V43H167ZM184 44V43H183ZM196 44V43H195ZM194 44V45H195ZM207 44V43H206ZM263 44V43H262ZM261 44V45H262ZM8 45V44H7ZM15 45V42L13 43V46ZM94 45V44H93ZM97 45V44H96ZM118 45H119V43H118ZM144 45V44H143ZM144 45V46H145ZM158 47H157V46ZM169 45V44H168ZM187 45V44H186ZM197 45V44H196ZM218 45V44H217ZM248 45V44H247ZM12 45H10L9 46V49H10V47H11ZM115 46V45H114ZM121 47H122V45H120ZM133 46V45H132ZM139 46V47H143L144 49H146V48H148L147 46ZM174 46V45H173ZM198 46V45H197ZM200 46H202V45H200ZM209 46V45H208ZM257 46H258V44H257ZM6 47H8V46H6ZM61 47V48H60ZM99 47V46H98ZM101 47H102V45H101ZM118 47V46H117ZM128 47V46H127ZM139 47H137V48H139ZM150 47V46H149ZM157 47V48H156ZM218 47V46H217ZM262 47V46H261ZM100 48V47H99ZM126 48V47H125ZM141 48H139V51H140V54L139 55H141V58L142 57H144V56H142V52H145L146 50H142V52H141ZM150 48H153V47H150ZM149 48V49H150ZM180 48V47H179ZM193 48V47H192ZM205 49H206V47H204ZM220 48V47H219ZM219 48H217V49H219ZM223 48V47H222ZM227 48V47H226ZM247 48V47H246ZM245 48V49H246ZM257 47H255V49H256ZM259 48V47H258ZM263 48V47H262ZM8 49V48H7ZM63 49H61V50H63ZM74 49V48H73ZM118 49V48H117ZM124 49V48H123ZM123 49H121L122 51H124ZM160 49H162V48H160ZM166 49V48H165ZM260 49V48H259ZM258 49V50H259ZM2 50H4V49H2ZM102 50V49H101ZM138 50V49H137ZM163 50V49H162ZM162 50H160L161 51V53L163 52ZM170 50H172V49H170ZM169 50V51H170ZM220 50H222L221 48H220ZM247 50V49H246ZM261 50V49H260ZM259 50V51H260ZM106 51V50H105ZM132 51V52H131ZM131 51L128 53L127 52V54L129 55V54H133V52H134V54H135V52H136V54L138 53L137 51H133L132 49H131ZM148 52L149 51H152V50H147ZM147 51L145 52V53H147ZM181 51V50H180ZM194 51V50H193ZM203 51H205V50H203ZM219 51V50H218ZM223 51V50H222ZM255 51V50H254ZM253 51V53H255ZM258 51V52H259ZM159 52V51H158ZM172 52V51H171ZM174 52H175V50H174ZM173 52V53H174ZM191 52V51H190ZM217 52V51H216ZM221 52V51H220ZM244 52V51H243ZM249 52V51H248ZM257 52V51H256ZM112 53V52H111ZM150 53V52H149ZM149 53H147V54H149ZM152 54H154V51L153 52H151ZM151 53H150V55H149V57L150 58H152V55H151ZM165 53V52H164ZM172 53V54H173ZM225 53V52H224ZM241 53V52H240ZM246 53V52H245ZM250 53V52H249ZM252 53V54H253ZM122 54H124V53H122ZM126 54V55H127ZM133 54V55H134ZM134 55V56H137V55ZM144 54V53H143ZM159 55H157V58H158V56H160V53H158ZM179 54V53H178ZM184 54V53H183ZM200 54V53H199ZM218 54H219V52H218ZM217 54V55H218ZM223 54V53H222ZM230 54V53H229ZM244 54V53H243ZM242 54V55H243ZM248 54V53H247ZM251 54V53H250ZM259 54V53H258ZM103 55V54H102ZM114 55V54H113ZM125 55V54H124ZM123 55V56H124ZM125 55V56H126ZM127 55V56H128ZM128 56L129 58H127L129 61L127 62V59L124 57V62L126 61L127 63H129V62H131V59H133V60H135V58H132V57H134V56ZM165 55V54H164ZM177 54H175V56H176ZM191 55V54H190ZM189 55V56H190ZM231 55V54H230ZM94 56H96L95 58H94V61L97 63L96 65H95V62H92V58L94 57ZM105 56V55H104ZM108 56V55H107ZM107 56H105V58L107 57ZM126 56V57H127ZM154 56H156V55H154ZM180 56V55H179ZM181 56H183V55H181ZM219 56V55H218ZM236 56V55H235ZM252 57L253 55H249V57ZM254 56H255V54H254ZM258 56H260V55H258ZM101 57H103V56H101ZM109 57V56H108ZM119 57V56H118ZM138 57H140V56H138ZM137 57V58H138ZM145 57H146V59H148L147 58V56L145 55ZM144 57V58H145ZM161 57V56H160ZM159 57V58H160ZM184 57H186V55L184 56ZM194 57V56H193ZM229 57V56H228ZM237 57V56H236ZM61 58V57H60ZM111 58V57H110ZM115 58V57H114ZM140 58V60L137 62V63H139L140 65L142 64L141 62V60L143 59V60H146V59H144V58H142L141 59ZM154 58H156V57H154ZM158 58V59H159ZM173 58H174V56H173ZM178 58H180V57H178ZM182 58V57H181ZM180 58V59H181ZM200 58V57H199ZM233 58H235V57H232V59ZM258 58V57H257ZM257 58H256V60H257ZM261 58V57H260ZM264 58V57H263ZM263 58H261V59H263ZM106 59H108V58H106ZM122 59H123V57H122ZM153 59V58H152ZM158 59H157V61H158ZM171 59V58H170ZM237 59V58H236ZM245 59H246V57H245ZM251 59V58H250ZM120 60V59H119ZM138 60V59H137ZM151 60V59H150ZM149 60V62H151L150 64H153V60H151L150 61ZM160 60V59H159ZM163 60V59H162ZM179 60V59H178ZM225 60V59H224ZM238 60V59H237ZM242 60V59H241ZM259 60V59H258ZM61 61V60H60ZM104 61H106L107 62V60H104ZM109 61V60H108ZM113 61V60H112ZM116 61V60H115ZM141 61V62H140ZM172 61H173V59H172ZM174 61H175V59H174ZM176 61H177V58H176ZM180 61V60H179ZM178 61V62H179ZM182 61H184V60H182ZM181 61V63L180 64H177V65H174V66H176V68L173 66V68L171 69V70H173V73L174 72H176L175 71V69H177V72H179V73H177L178 75L180 74H182V73H185V71H187L188 70V66H187V62L186 61H184V62H182ZM252 61H254L253 60V57H252ZM251 61V62H252ZM111 62V61H110ZM147 62L148 61H146V64H147ZM149 62H148V64H149ZM159 62V61H158ZM170 62V61H169ZM177 62V63H178ZM195 62V61H194ZM235 62H236V60H235ZM258 62V61H257ZM256 62V63H257ZM4 63V62H3ZM122 63H123V60H122ZM190 63V62H189ZM255 63V62H254ZM254 63H253V65H254ZM6 64V63H5ZM76 64V65H77ZM130 64V63H129ZM132 64H133V61H132ZM132 64L131 65H129V68L130 67H133V68H131V70H133L134 69V66H132ZM147 64V65H148ZM149 64V65H150ZM156 64H158V63H156ZM174 64V63H173ZM173 64H171V65H173ZM191 64V63H190ZM233 64H235V63H233ZM261 64V63H260ZM146 65V66H147ZM160 65V64H159ZM251 65V64H250ZM263 65V64H262ZM99 66V67H98ZM138 65H136L135 67H137ZM143 66V68L145 69V68H147V67H145V65H144V63H143V65H141V67ZM156 66V65H155ZM161 66H162V64H161ZM168 66H169V64H168ZM178 66V67H177ZM258 66H259V64H258ZM28 67V66H27ZM50 67V68H51ZM96 67H98V68H101L102 70V72L100 71V69H98V68H95ZM140 67V66H139ZM171 67V66H170ZM190 67V66H189ZM199 67V66H198ZM256 67V66H255ZM254 67V68H255ZM264 66H262V68H263ZM8 68V67H7ZM46 68V69H45ZM127 68V67H126ZM149 68V70H150V66L148 67ZM147 68V69H148ZM192 68V67H191ZM245 68V67H244ZM248 68V67H247ZM252 68V67H251ZM258 68V67H257ZM74 69V68H73ZM147 69H145V70H147ZM256 69V68H255ZM10 70V69H9ZM40 70V69H39ZM38 70V71H39ZM99 70V71H98ZM144 70V71H145ZM148 70V71H149ZM192 70V69H191ZM190 70V71H191ZM258 70V69H257ZM256 70V71H257ZM71 71V70H70ZM73 71V70H72ZM71 71V73H73ZM107 71V70H106ZM169 71V70H168ZM205 71V70H204ZM260 71H262V69L260 70ZM24 72V71H23ZM108 72V74L107 75H109V71H107ZM132 72V71H131ZM171 73H172V71H170ZM225 72V71H224ZM88 73V74H89ZM133 73H134V71H133ZM155 73V72H154ZM170 73V74H171ZM172 73V74H173ZM187 73V72H186ZM188 73H189V71H188ZM207 73V72H206ZM244 73V72H243ZM40 74V73H39ZM52 74V73H51ZM134 74H137L138 75V72L137 71H135V73ZM134 74H130V75H134ZM139 74H140V72H139ZM143 74V73H142ZM176 74V73H175ZM177 74H176V76H177ZM199 74V73H198ZM201 74H203V73H201ZM240 74V73H239ZM247 74V73H246ZM264 74V73H263ZM262 74V75H263ZM33 75V74H32ZM36 75H38V74H36ZM122 75V74H121ZM151 75V74H150ZM169 75V74H168ZM174 75V74H173ZM185 75V74H184ZM187 75V74H186ZM232 75V74H231ZM237 75V74H236ZM17 76V75H16ZM76 76V75H75ZM110 76V75H109ZM123 76V75H122ZM152 76V75H151ZM175 76V75H174ZM246 76V75H245ZM21 77H22V75H21ZM31 77H33V76H31ZM35 77V76H34ZM121 77V76H120ZM136 77H138V76H136ZM173 77V76H172ZM180 77V76H179ZM186 77V76H185ZM184 77V78H185ZM189 77V76H188ZM188 77L186 78L187 80H188ZM235 77V76H234ZM90 78V77H89ZM110 78V77H109ZM126 78V77H125ZM132 79H133V77H131ZM145 78V77H144ZM155 78V77H154ZM181 78H182V76H181ZM180 78V80H182ZM195 78V77H194ZM246 78V77H245ZM254 78V77H253ZM34 79V78H33ZM106 79V78H105ZM124 79V78H123ZM136 79V78H135ZM143 79V78H142ZM242 79V78H241ZM251 79V78H250ZM21 80V79H20ZM43 80V79H42ZM152 80V79H151ZM150 80V81H151ZM173 80V79H172ZM179 80V81H180ZM218 80V79H217ZM18 81V80H17ZM23 81V80H22ZM25 82H26V80H24ZM41 81V80H40ZM39 80H36L35 79V81H33V83H32V85H31V87L29 88V87H24L25 88V90L24 91H27L28 93L27 94H29V96L31 97V99L32 100H30V102L31 103H35V106H36V104L38 103V104H40L41 102H43V106H44V108H46V110L48 111V112H51L52 114H53V116H56V118H58V120H59V122H61V124L62 123H65V122H67V120H70V118H71V120H72V117H74V114L72 115L71 114V112H72V110H73V108H74V106H73V102H72V100L70 101V100H68V98H66L64 95H60V94H57V93H54L55 95H51L52 93H50V91L47 89V87L46 86H42V83L40 82ZM97 81V82H98ZM100 81L97 83L96 82V84H97V87H101V89L103 88V87H105V86H103V84H101V83H103L102 81H105V80H103L102 79V81H101V83H100ZM112 81H114V80H112ZM131 81H134V79L133 80H131ZM136 81V80H135ZM153 81V80H152ZM155 81V80H154ZM178 81V82H179ZM183 81V80H182ZM189 81V80H188ZM199 81V80H198ZM207 81V80H206ZM227 81V80H226ZM107 82V81H106ZM124 81H122V83H123ZM169 82H171V81H169ZM169 82H167V83H169ZM186 82V81H185ZM262 82V81H261ZM20 83V82H19ZM132 83V82H131ZM138 83V82H137ZM149 83V82H148ZM173 83V82H172ZM198 83V82H197ZM245 83V82H244ZM23 84V83H22ZM30 84V83H29ZM164 84H166L165 82H164ZM177 84V83H176ZM190 84V83H189ZM236 84V83H235ZM251 84V83H250ZM18 85V84H17ZM21 85V84H20ZM24 85V84H23ZM125 85V84H124ZM147 85V84H146ZM150 85V84H149ZM162 85H163V82H162ZM169 85H170V83H169ZM172 85V84H171ZM194 85V84H193ZM197 85V84H196ZM16 86V85H15ZM28 86V85H27ZM94 86V85H93ZM96 86V85H95ZM151 86V85H150ZM155 86V85H154ZM157 86H158V83H157ZM156 86V87H157ZM179 86V85H178ZM259 86V85H258ZM21 87V86H20ZM58 87H59V85H58ZM56 88V90L57 89H61V87H59V88ZM111 87V86H110ZM139 87V86H138ZM146 87V86H145ZM161 87V86H160ZM163 87V86H162ZM164 87H167V86H164ZM173 87V86H172ZM176 87V86H175ZM213 87V86H212ZM248 87V86H247ZM18 88V87H17ZM143 88V87H142ZM190 88V87H189ZM236 88V87H235ZM19 89V88H18ZM23 89V88H22ZM96 89V88H95ZM145 89V88H144ZM152 89V91H154V89H153V87L151 88ZM160 88H158L157 87V89L155 88V91H154V93L152 92V94L154 95L155 94V92L157 91V90H159ZM163 89V88H162ZM161 89V90H162ZM166 89V88H165ZM211 89V88H210ZM219 89V88H218ZM40 90H43V94L42 95H38V91H40ZM97 90V89H96ZM118 90V89H117ZM116 90V91H117ZM135 90V89H134ZM140 90V89H139ZM58 91V90H57ZM164 92H167V91H165V90H163ZM162 91V92H163ZM191 91V90H190ZM213 91V90H212ZM144 92V91H143ZM161 92V91H160ZM187 92V91H186ZM189 92V91H188ZM216 92V91H215ZM235 92V91H234ZM20 93V92H19ZM25 94H26V92H24ZM81 92L79 91V94H80ZM120 93V92H119ZM121 93H122V91H121ZM150 93V92H149ZM159 93V92H158ZM191 93V92H190ZM209 93H211L210 91H209ZM108 94V93H107ZM118 94V93H117ZM126 94H127V96H129L130 97V95H128V93L126 92ZM129 94H132L133 95V93H129ZM145 94V93H144ZM148 94V93H147ZM161 94H163V93H161ZM240 94V93H239ZM70 95H71V93H70ZM122 95H124V94H122ZM152 95V96H153ZM156 95V94H155ZM167 95V94H166ZM211 95V94H210ZM229 95V94H228ZM67 96V95H66ZM109 96V95H108ZM125 96V95H124ZM124 96H123V98H122V101L124 100ZM138 96V95H137ZM147 95H145V97H146ZM151 96V95H150ZM150 96L149 97H147V99H149L150 98ZM151 96V97H152ZM170 96V95H169ZM19 97V96H18ZM24 97V96H23ZM132 97V96H131ZM131 97H130V99H128V97H127V99L126 100H132L131 99ZM134 97V96H133ZM144 97V96H143ZM156 97V96H155ZM162 96H160V98H161ZM171 97V96H170ZM199 96H197V98H198ZM208 97V96H207ZM126 98V97H125ZM175 98V97H174ZM193 98V97H192ZM101 99V98H100ZM180 99V98H179ZM195 99V98H194ZM212 99V98H211ZM215 99V98H214ZM89 99H81L80 98V102L81 103H85L86 101H88ZM107 100V99H106ZM153 99H151V101H152ZM161 100V99H160ZM236 100V99H235ZM28 101V100H27ZM102 101V100H101ZM104 101V100H103ZM133 101H135V100H133ZM133 101H131V102H133ZM147 101V100H146ZM169 101V100H168ZM172 101V100H171ZM180 101H182V100H180ZM211 101V100H210ZM37 102V103H36ZM120 102V101H119ZM118 102V103H119ZM123 102H125V101H123ZM123 102H120V103H122V104H125V103H123ZM126 102H128V101H126ZM148 102H149V100H148ZM57 103V104H56ZM80 103V104H81ZM115 103V102H114ZM143 103L145 104V101H143ZM142 102H141V104H143ZM150 103V102H149ZM159 103V102H158ZM161 103V102H160ZM187 103V102H186ZM121 104V105H122ZM128 104H133V103H128ZM143 104V106L144 107H141L140 108V110H142V108H144V110H142V112H145V107H149V106H146V104H148V103H146L145 105ZM82 105V104H81ZM111 105V104H110ZM110 105H106V106H104V107H101L100 106V108H98V110L97 111H95V112H92L91 113V115H88V116H86L85 118H84V121H82L83 122V125H86V126H89V127H93V118H94V120L96 119V117H98V118H100L101 120V122H102V125L104 126V125H106V127H107V129L106 130H108V125L110 126V125H112V128H113V125L114 124H116L117 123V125L118 126H120L118 123H121V124H123V122H125V121H123L121 118V120L123 121V122H121L118 118V116L116 115V117H115V119H113V120H115V121H113L112 119H110L109 118V116L112 118V114L110 115V113L108 112V106H110ZM126 105V104H125ZM218 105V104H217ZM253 105V104H252ZM257 105V104H256ZM32 106V105H31ZM38 106V105H37ZM98 106V105H97ZM115 106V105H114ZM134 106V105H133ZM133 106H131V107H133ZM142 106V105H141ZM216 106V105H215ZM230 106V105H229ZM27 107H28V105H27ZM127 107H128V105H127ZM127 107H123V108H127ZM158 107V106H157ZM179 107V106H178ZM231 107V106H230ZM37 108V107H36ZM120 108H122V106L120 107ZM122 108V110H125V109H123ZM129 108V107H128ZM127 108V109H128ZM134 108V107H133ZM156 108V107H155ZM232 108V107H231ZM258 108V107H257ZM30 109V108H29ZM81 109V112L83 113V110L85 109L84 107H82V108H80ZM131 109V108H130ZM130 109H128V110H130ZM167 109V108H166ZM175 109V108H174ZM213 109V108H212ZM233 109V108H232ZM26 110V109H25ZM134 110V109H133ZM133 110H131V111H128V112H130V114H131V112L133 111ZM151 110V109H150ZM248 110V109H247ZM256 110V109H255ZM32 111H33V108H32ZM34 111H35V115H39V111L37 110V109H34ZM46 111V112H47ZM127 111V110H126ZM126 111H124V115L125 114H127V113H125ZM135 111V110H134ZM133 111V112H134ZM147 111V110H146ZM149 111V110H148ZM147 111V112H148ZM177 111V110H176ZM183 111V110H182ZM196 111H197V109H196ZM30 112H31V109H30ZM55 114H54V113ZM90 113V111L88 110V111H86V113ZM107 112L109 113L108 115H107ZM194 112V111H193ZM24 113V112H23ZM42 113H44V112H42ZM51 113H49V114H51ZM146 113V112H145ZM145 113H141V112H138V114H141L140 115V118L142 117V115H144ZM181 113V112H180ZM196 113V112H195ZM235 113H236V111H235ZM32 114L34 115V113L32 112ZM47 114V113H46ZM51 114V115H52ZM120 114V113H119ZM130 114H127V116H125V117H128V115L130 116L129 118H131L132 119V116L130 115ZM134 114V113H133ZM136 114V113H135ZM197 114V113H196ZM41 115H43V114H41ZM41 115H39V116H41ZM83 115V114H82ZM85 115V114H84ZM123 115V114H122ZM137 115V114H136ZM136 115H134L136 118L137 117H139V116H136ZM189 115H192V114H189ZM248 115V114H247ZM255 115V114H254ZM50 116V115H49ZM58 116V117H57ZM133 116V120H134V117ZM179 116H181V115H179ZM183 116V115H182ZM193 116V115H192ZM204 116V115H203ZM208 116V115H207ZM218 116V115H217ZM35 117H37V116H35ZM48 117V116H47ZM52 117V116H51ZM50 117V118H51ZM118 117V118H117ZM144 117V119H146L145 118V116H143ZM142 117V118H143ZM148 117V116H147ZM156 117V116H155ZM195 117H196V115H195ZM252 117V116H251ZM98 118H97V120H98ZM114 118V117H113ZM140 118H137V120H139ZM151 118V117H150ZM150 118H149V120H150ZM180 118H182V117H180ZM190 118H192V117H189V119ZM175 119V118H174ZM195 119V118H194ZM130 120V119H129ZM136 120V119H135ZM147 120V119H146ZM169 120V119H168ZM187 120V119H186ZM200 120V119H199ZM25 121V120H24ZM42 121V120H41ZM47 121V120H46ZM96 121V120H95ZM132 121V120H131ZM160 121V120H159ZM158 121V122H159ZM170 121V120H169ZM181 121V120H180ZM188 121H190V120H188ZM192 121H194L193 119H192ZM191 121V122H192ZM206 121H207V119H206ZM205 121V122H206ZM208 121H210V120H208ZM208 121H207V123H208ZM212 121V120H211ZM219 121V120H218ZM244 121V120H243ZM27 122V121H26ZM51 122H54V121H51ZM135 122H138V121H135ZM134 122V123H135ZM143 122H145V120L143 121L142 119H141V122H140V120H139V122L138 123H142L143 125L145 124V123H143ZM147 122V121H146ZM173 122H175V121H173ZM176 122H177V120H176ZM190 122V123H191ZM197 124H199V122H201V121H199L198 122V120L197 121H195ZM214 122V121H213ZM237 122V121H236ZM36 123V122H35ZM98 123V122H97ZM126 123V122H125ZM127 123H129L130 124V121H128ZM134 123H132V124H134ZM161 123H162V121H161ZM195 123V124H196ZM202 123H204L203 121H202ZM211 123V122H210ZM39 124H40V122H39ZM49 124V123H48ZM50 124H52V123H50ZM49 124V125H50ZM131 124V126H126V132L125 131H123L124 133L122 134V130L121 131H119L120 132V134H122L123 136H125L126 135V133H127V131H129V134H130V132L131 133H133V130H134V132H136V134L137 135H142V136H140L139 138L141 139V137H147L148 136V138L152 135V134H154L153 132H151V133H149L150 131H149V129H147L146 130V128H148V126H146L145 127V125H144V127H145V130L149 133H147L145 130H144V128H143V130L142 131H140V129L139 128H137V126H136V128H135V126L134 125H132ZM137 124V123H136ZM157 124V123H156ZM194 124V125H195ZM212 124V123H211ZM48 125V126H49ZM140 125V126H139ZM138 125V127H142V125L141 124H139ZM150 125V124H149ZM184 125V124H183ZM194 125H192V126H194ZM200 125H202L201 123H200ZM200 125L198 126L199 127V129L202 127H200ZM208 124H206V126H207ZM255 125V124H254ZM35 126V125H34ZM48 126H46V127H48ZM115 126V125H114ZM150 126H153V125H150ZM158 126V125H157ZM156 126V127H157ZM161 126V125H160ZM167 126V125H166ZM165 126V127H166ZM197 126V125H196ZM195 126V127H196ZM204 126V125H203ZM212 126H214V125H212ZM216 126H217V124H216ZM215 126V127H216ZM228 126V125H227ZM40 127V126H39ZM50 127V126H49ZM48 127V130L49 129H51V128H49ZM52 127H53V124H52ZM63 127V126H62ZM105 127V126H104ZM105 127V128H106ZM111 127V126H110ZM123 127H119L120 129H123ZM197 127V128H198ZM208 127V126H207ZM218 127V126H217ZM41 128V127H40ZM84 128V127H83ZM94 128V127H93ZM158 128V127H157ZM163 128V127H162ZM162 128H160V130H162ZM203 128V127H202ZM201 128V129H202ZM253 128V127H252ZM159 129V128H158ZM164 129V128H163ZM175 129H177V128H175ZM189 129V128H188ZM187 129V130H188ZM192 129V128H191ZM198 129V130H199ZM200 129V130H201ZM203 129H205V127L203 128ZM216 129V128H215ZM42 130H43V128H42ZM47 130V129H46ZM46 130H44V132L46 133V135H51V134H53L54 135V133H53V131H54V129L52 130H49V131H47L46 132ZM86 130V129H85ZM105 130V131H106ZM110 130V129H109ZM108 130V131H109ZM112 130H114V128L112 129ZM152 130H154L153 128H152ZM167 130V129H166ZM170 130V129H169ZM169 130H167V131H169ZM211 130V129H210ZM229 130V129H228ZM69 131H70V128H69V126H65L64 127V129H63V133L64 134H67V133H69ZM104 131V132H105ZM143 131H145L144 133H142L141 134V132H143ZM167 131H164L166 134H167ZM191 131V130H190ZM212 132H213V130H211ZM215 131V130H214ZM217 131V130H216ZM252 131V130H251ZM258 131V130H257ZM260 131V130H259ZM262 131V130H261ZM97 132V131H96ZM107 132V131H106ZM116 132H118V128H117V131ZM119 132H118V135H119ZM160 132H162V131H160ZM170 132V131H169ZM183 132H185V131H183ZM192 132V131H191ZM236 132V131H235ZM76 133V132H75ZM89 133H90V131H89ZM108 133V135H110V136H113L112 134H110L111 132L109 131V132H107ZM173 133V132H172ZM172 133H171V135H172ZM187 133V132H186ZM106 134V133H105ZM125 134V135H124ZM135 134V135H136ZM179 134V133H178ZM213 134V133H212ZM227 134V133H226ZM261 134V133H260ZM53 135H52V137H53ZM69 135V134H68ZM92 135V134H91ZM114 135H116L115 133H114ZM122 135H119V136H122ZM135 135H132L131 134V137H133V136H135ZM144 135H146V136H144ZM159 135V134H158ZM157 135V136H158ZM188 135V134H187ZM211 135V133L209 134V136ZM259 135V134H258ZM262 135H264V134H262ZM70 136V135H69ZM119 136H118V138H119ZM122 136V139L124 138ZM127 136H128V134H127ZM152 136H154V135H152ZM168 136V135H167ZM181 136V135H180ZM179 136V137H180ZM190 136V135H189ZM219 136H220V134H219ZM227 136H229V135H227ZM232 136V135H231ZM49 137H51V136H49ZM65 137V136H64ZM126 137V136H125ZM138 137V136H137ZM155 137V136H154ZM154 137H151V138H149V139H151V140H149V141H152L153 140V142H154V140H155V138ZM161 137V136H160ZM170 137V136H169ZM175 137H177V136H175ZM175 137H173V138H175ZM188 137V136H187ZM193 137V136H192ZM195 137H197L196 135H195ZM200 137L201 136H199V138L198 139H200ZM208 137V136H207ZM223 137V136H222ZM254 137V136H253ZM67 138H69V137H67ZM71 138V137H70ZM114 138V137H113ZM116 138H117V135H116ZM117 138V139H118ZM142 138V139H143ZM171 138V137H170ZM173 138H171V140L173 139ZM183 138V137H182ZM194 138V137H193ZM212 138H213V136H212ZM224 138H226L225 137V134H224ZM258 138V137H257ZM72 139H74L75 140V137H73L72 136V138H71V140ZM126 139V138H125ZM129 139H130V137H129ZM147 139V138H146ZM179 139V138H178ZM185 139V138H184ZM189 139H190V137H189ZM195 139V138H194ZM211 139V138H210ZM216 139H217V137H216ZM219 139V138H218ZM229 139V141L232 139H230V138H228ZM74 140H73V144L76 142H74ZM80 140H81V138H80ZM111 140V139H110ZM116 140V139H115ZM127 140V139H126ZM131 140V142H134V140H135V137H133L132 139H130ZM144 141H145V138L143 139ZM148 140V139H147ZM163 140V139H162ZM167 140H169V138L167 139ZM175 140H177L176 138L174 139V142L176 143V141ZM183 140V139H182ZM68 141H70V139L68 140ZM67 141V142H68ZM123 141H124V139H123ZM128 141V140H127ZM143 141V142H144ZM157 141V140H156ZM180 141V140H179ZM204 141V140H203ZM206 141V140H205ZM213 141V140H212ZM232 141V140H231ZM254 141V140H253ZM264 141V140H263ZM262 141V143H264ZM70 142H72V141H70ZM79 142V141H78ZM77 142V143H78ZM81 142V141H80ZM130 142V141H129ZM128 142V144H130ZM158 142V141H157ZM157 142L155 143L156 145H157ZM159 142H160V140H159ZM170 142H172V141H170ZM169 142V143H170ZM184 141H182V143H183ZM201 142V141H200ZM222 142V141H221ZM144 143H146V142H144ZM148 143H152V142H148L147 141V144ZM175 143L173 144L174 146L173 147H177L179 144H178V142H177V146H175ZM186 143H187V141H186ZM191 143V142H190ZM206 144H207V142H205ZM204 143V144H205ZM210 143V142H209ZM212 143V142H211ZM218 143V142H217ZM244 143V142H243ZM72 144V143H71ZM79 144V143H78ZM84 144V143H83ZM117 144V143H116ZM125 144V143H124ZM135 144L137 145V143L135 142ZM154 144V143H153ZM152 144V145H153ZM159 144V143H158ZM189 144V143H188ZM205 144V145H206ZM213 144V143H212ZM216 144V143H215ZM223 144H224V142H223ZM223 144H221V145H223ZM227 144H229L228 142H227ZM238 144V143H237ZM75 145H77V144H75ZM149 145H151V144H149ZM151 145V146H152ZM156 145H154V146H156ZM161 145L162 144H159V146H156L157 148H161ZM171 145V144H170ZM184 145V144H183ZM186 145V144H185ZM196 145V144H195ZM204 145V146H205ZM229 145H232V143L230 142V144ZM262 145V144H261ZM264 145V144H263ZM79 146V145H78ZM126 146H127V144H126ZM129 146V145H128ZM132 146V145H131ZM134 146V145H133ZM148 146V145H147ZM151 146H148V147H150V148H154V146L153 147H151ZM188 146V145H187ZM202 146V145H201ZM210 146H211V144H210ZM241 146V145H240ZM75 147V146H74ZM118 147H120V146H118ZM141 147V146H140ZM164 148H166V146H163ZM172 147V148H173ZM179 147V146H178ZM186 147V146H185ZM184 147V149L183 150H185L186 148H189L190 147V145H189V147H186L185 148ZM213 147V146H212ZM218 147V146H217ZM235 148V146H232V148ZM66 149H64L63 151V153H67L68 152V149H67V147H65ZM100 148V147H99ZM125 148H127V147H125ZM124 148V149H125ZM131 148V147H130ZM230 148V147H229ZM78 149V148H77ZM83 149V148H82ZM86 148H84V150H85ZM95 149V148H94ZM101 149V148H100ZM118 149V148H117ZM138 149V148H137ZM161 149H163V148H161ZM161 149L160 150H158V149H154V150H156V151H161ZM176 149V148H175ZM180 149V151H179V154L180 153H182L183 154V156H182V154H181V157H184L183 158V163H184V160H189V159H191V156L193 157V155L194 154H192V155H190V158H188L189 156H188V154L190 153L189 151L190 150H188V149H186L187 151H183V152H181L182 151V149L181 148H179ZM189 149H191V148H189ZM193 149V148H192ZM220 149V148H219ZM231 149V148H230ZM237 149V148H236ZM252 149V148H251ZM262 149H264V147H262ZM108 150V149H107ZM133 150V149H132ZM135 150H136V146H135ZM151 150V149H150ZM167 150L168 149H165V151L167 152ZM172 150V149H171ZM174 150V149H173ZM172 150V151H173ZM214 149H212L211 151H213ZM222 150V149H221ZM97 151V150H96ZM137 151V150H136ZM143 151V150H142ZM152 151V150H151ZM150 151V152H151ZM155 151V153H156V155H158V156H156V157H158L157 159H159V155L161 154H163L165 151H163V153H162V151H161V153L159 154V152H156ZM171 151V153H174V152H172ZM175 151V150H174ZM209 151V150H208ZM236 151V150H235ZM100 152V151H99ZM137 152H139V149H138V151ZM146 152V151H145ZM145 152L143 153V154H145ZM176 152V151H175ZM187 152V153H186ZM200 152V151H199ZM202 152H203V150H202ZM207 152V151H206ZM210 152V151H209ZM208 152V153H209ZM222 152V151H221ZM220 152V153H221ZM48 153V152H47ZM84 155H83V158L85 159V162H87L86 164H87V167H88V169L90 168V169H94L93 171H97V170H99L100 169V167H99V165L96 163V164H94V163H92L93 161H94V159H95V157L97 156V155H101V152L100 153H95L94 154V156H90L91 154L89 153V152H87V150H85L84 151ZM141 153V152H140ZM153 153H154V151H153ZM152 153V154H153ZM158 153V154H157ZM177 153V152H176ZM184 153H186V154H184ZM192 153H195V152H192ZM205 153V152H204ZM203 153V154H204ZM235 153V152H234ZM68 154V153H67ZM125 154V153H124ZM146 154H147V152H146ZM151 154V155H152ZM165 155L166 154H168V153H164ZM197 154V153H196ZM216 154V153H215ZM215 154H214V157H213V159L216 157L215 156ZM219 154V153H218ZM64 155H66V154H64ZM134 155V154H133ZM141 155V154H140ZM139 155V156H140ZM148 155H150V154H148ZM154 155V154H153ZM160 155V156H161ZM165 155H162V158H163V156L164 157H167V159L165 158V161H164V158L162 159L161 157V159H162V162L164 161V162H167L168 161V159H170V156H171V154L170 155H168V156H165ZM174 155V154H173ZM177 155H178V153H177ZM176 155V156H177ZM186 155V156H185ZM230 155H232V154H230ZM235 155V154H234ZM127 156V155H126ZM142 156V155H141ZM145 156V155H144ZM154 156V157H155ZM175 156V155H174ZM180 156V155H179ZM188 156V157H187ZM197 156H198V160H199V155L197 154ZM233 156V155H232ZM250 156V155H249ZM264 156V155H263ZM113 157V156H112ZM148 157V156H147ZM149 157H152V156H149ZM148 157V158H149ZM172 157V156H171ZM181 157L179 158V161L178 162H180V161H182L181 160ZM185 157L187 158V159H185ZM206 157V156H205ZM211 157V156H210ZM225 157V156H224ZM236 157V156H235ZM238 157V156H237ZM242 157V156H241ZM241 157H239V158H237V159H240ZM252 157V156H251ZM260 157V156H259ZM69 158V157H68ZM67 158V159H68ZM101 158V157H100ZM117 158V157H116ZM131 158V157H130ZM153 158V157H152ZM178 158V157H177ZM196 158V157H195ZM200 158H203V156L201 155V157ZM217 158V157H216ZM222 158V157H221ZM229 158V157H228ZM231 158V157H230ZM244 158V157H243ZM263 158V157H262ZM66 159V157H65V160H64V157H63V160H64V162H65V164L64 165H66V164H68L69 162H72L71 163V165L74 167H80V164H81V162H77L76 161V163L75 162H73V161H75L73 158H72V160H70V158H69V160H67ZM133 159V158H132ZM143 159V158H142ZM156 159V160H157ZM161 159H159V160H161ZM176 159V158H175ZM175 159L173 158V163H174V161H175ZM204 159H206V158H204ZM203 159V160H204ZM232 159H234V156H233V158ZM245 159H246V157H245ZM249 159H251V158H249ZM258 159V158H257ZM264 159V158H263ZM77 160H78V158H77ZM136 161H138L137 159H135ZM134 160V161H135ZM146 160V159H145ZM149 160H151V159H149ZM167 160V161H166ZM178 160V159H177ZM194 160V159H193ZM198 160H196V161H198ZM202 160V159H201ZM218 160V159H217ZM217 160H216V162H217ZM225 160V159H224ZM235 160H236V158H235ZM234 160V161H235ZM241 160H243V159H241ZM258 160H261L262 161V159L260 158V159H258ZM82 161V160H81ZM123 161V160H122ZM148 161V160H147ZM155 161V160H154ZM170 160L167 162V166H166V164H165V167L163 168V167H161V166H159V167H161V168H163V169H166V167H168L167 169H169L168 171H171V169H173V167H175L173 170H172V178H171V176L170 177H168L169 176V173H168V175H166L168 178H166L167 180H168V182L172 179V180H175L176 179V177L178 176L179 177V179H181V177H182V175H181V173L179 172V171H174V170H179L178 168L180 167V165L182 164V162L180 163V165H179V167L178 168H176L177 166H175V165H178V163H176V161H175V163L174 164H172V162H171ZM205 161V160H204ZM208 161V160H207ZM207 161H206V163H207ZM213 161H215V160H212V162ZM220 161V160H219ZM218 161V162H219ZM248 161V160H247ZM246 161V162H247ZM251 161V160H250ZM257 161V160H256ZM260 161V162H261ZM63 163V161L61 160L60 161V163ZM84 162V163H85ZM156 163H158V164H160L161 163V165H164V163L162 164V162L160 161V163L158 162V160L157 161H155ZM169 162H171V163H169ZM186 163L185 164H187L188 163V161H185ZM191 162V163H190ZM190 162H189V164H192V160H190ZM216 162H214L215 164H212L211 166H213L215 169H213V167H211L212 169H213V171L214 170H216L215 172H217L218 173V179H217V176H216V178H215V181L213 180V181H211L212 179H207V182H205V178H207V175H204V176H202V175H200L202 178L204 177V179H202L201 177V179L202 180H200L199 181V174H200V172H199V174L197 175V171H199V170H197L198 168H199V166L197 167L196 165H193V167H191V169H192V172H194V170L196 169L195 168V166L197 167V173L195 174V173H192V175L194 176V177H192V178H194V179H192L191 177H189V179H187V175H188V173H186V172H184V173H186V176L185 175H183V177H184V179H186V180H184V179H181V181H188L187 182V184L184 182H181L180 180H179V182H181L182 183V188L181 189H184L185 188V192L187 193V190L188 189H190V187L192 186V187H194L193 185H195L196 187L194 188V191H198L197 192V194L199 195H204L205 197H207V199L206 198H204V199H206L205 201H206V203H207V200L210 202V210H211V216H213V219H210L211 221L212 220H214V221H212L211 223L215 226V228H216V234H218V236H217V238H219L220 236L222 237L221 238V240H220V243H219V241H218V243L217 244H219V245H221V247L224 249V245H227L229 242H231L232 243V245L233 246H235V250H234V252L236 253L238 250V252H237V254H239L240 256H241V258H240V260H241V263L240 264H264V166L262 165H260L261 166V168H260V166L258 167L259 168V170L258 171H260V173L261 174H259V172L257 171V169H254L255 171H256V173H258L259 174V176L257 177V179H258V181L256 180V184L255 183H253V181H255L254 179L256 178V175H253V176H255V178H253V176L249 179L248 177H246V176H249L251 173H252V171H249V172H251L249 175L247 174V173H249V172H247V173H244L242 176H239V174H242V172L243 171H245V169H243V171H242V169H241V171H239V174H237V177L238 178H233V179H231L232 178V176H231V174H228V172H225V167H223V163H221V162H219V163H221L220 165L223 167V168H221L220 166H219V164L217 163L216 164ZM238 162V161H237ZM236 161L235 162H233V160H232V163H233V165H234V163H237ZM254 162V161H253ZM259 162V161H258ZM258 162H256V163H258ZM259 162V163H260ZM137 163V162H136ZM169 163V164H168ZM198 163H204V162H198ZM197 163V164H198ZM209 163V162H208ZM225 163V162H224ZM259 163H258V165H259ZM58 164H59V162H58ZM116 164V163H115ZM138 164V163H137ZM140 164V163H139ZM138 164V165H139ZM153 164H154V162H153ZM157 164V165H158ZM174 165V166H171V165ZM188 164V165H189ZM194 164V163H193ZM227 164H229V163H227ZM242 164V163H241ZM261 164V163H260ZM264 164V163H263ZM59 165H61V164H59ZM135 165V164H134ZM137 165V166H138ZM143 165V164H142ZM156 165V164H155ZM155 165H151L152 166V168L151 169H153V167L155 166ZM156 165V166H157ZM171 166V167H169V166ZM184 165V164H183ZM199 165V164H198ZM206 165V164H205ZM208 165V164H207ZM69 166V165H68ZM82 166V165H81ZM122 166V165H121ZM140 166H141V164H140ZM140 166H138L137 167V169L139 168H143L142 166L140 167ZM148 166V165H147ZM147 166H145L146 168H147ZM150 166V165H149ZM148 166V167H149ZM185 167L187 166V165H184ZM189 166H191V165H189ZM229 166V165H228ZM227 166V167H228ZM241 166V165H240ZM242 166H244V164H242ZM257 166V165H256ZM75 167L74 168H72V171H75V170H73V169H75ZM92 167V168H91ZM185 167H184V169H185ZM201 167H203L204 168V166H203V164L201 165L200 164V168ZM208 167V166H207ZM209 167H210V165H209ZM229 167H231V166H229ZM234 167H236V164H235V166ZM65 168H67V167H65ZM64 168V169H65ZM129 168V167H128ZM133 168V167H132ZM146 168H144V169H146ZM157 168H158V166H157ZM160 168V169H161ZM171 168V169H170ZM180 168H182V167H180ZM254 168V167H253ZM253 168H252V170H253ZM62 169V168H61ZM68 169L69 170H71L70 169V167H68ZM68 169H65V170H68ZM86 169V168H85ZM140 169V170H141ZM156 169V168H155ZM155 169H154V171H155ZM160 169H158L157 171L158 172H160V171H162L161 173H163L164 171H166L167 172V169L166 170H160ZM188 169V168H187ZM194 169V170H193ZM207 169V168H206ZM204 170V174L205 173H207V172H205V171H207V170ZM211 169V170H212ZM230 169V168H229ZM239 169V168H238ZM251 169V168H250ZM68 170V171H69ZM147 170V169H146ZM183 170V169H182ZM182 170H180V171H182ZM210 170V172H212ZM232 170V169H231ZM233 170L235 171V169L233 168ZM64 171V173H70L71 171ZM100 171V170H99ZM152 171V170H151ZM173 171H174V174H173ZM201 171H203V170H201ZM224 171V172H223ZM228 171V170H227ZM237 171V170H236ZM248 171V170H247ZM255 171H253V172H255ZM39 172V171H38ZM104 172V171H103ZM147 172V171H146ZM153 172V171H152ZM151 172V174H152V176H153V173H154V175H155V172H153L152 173ZM175 172L177 173V175H175ZM178 172H179V174H178ZM208 172H209V170H208ZM230 172V171H229ZM231 172H233V171H231ZM241 172V173H240ZM102 173V172H101ZM160 173V174H161ZM203 173V172H202ZM201 173V174H202ZM217 173H215V174H217ZM227 175H226V174ZM234 173V172H233ZM162 175V174H161ZM163 175H164V173H163ZM173 175H174V177L175 178H173ZM181 177H180V176ZM212 175V174H211ZM228 175H230L231 176V178H230V176H228ZM234 175V174H233ZM246 175V176H245ZM35 176V175H34ZM73 176V175H72ZM149 176V175H148ZM156 177H157V179H158V176L157 175H155ZM155 176H154V178H155ZM165 176V175H164ZM213 176H214V172H213V175L212 176H210L209 175V177H212L213 178ZM61 177V176H60ZM65 177V176H64ZM74 177V176H73ZM127 177V176H126ZM162 177V176H161ZM186 177V178H185ZM234 177V176H233ZM71 178V177H70ZM75 178V177H74ZM73 178V179H74ZM92 178V177H91ZM160 178V177H159ZM164 178V177H163ZM243 178H245L246 180H248V182L247 181H245V182H247V183H249V187L248 188H250L248 191L250 192V193H253V195L255 196V199L256 200H251V202L254 204L253 205V208H248V207H250V206H248V204H246V203H248V202H250V200H249V198L248 199H245L243 196H241L242 195V193L244 192H246L245 190L244 191H242L241 192V190H243V188H244V186H245V183H244V180L245 179H243ZM96 179V178H95ZM121 179V178H120ZM128 179H130V178H128ZM152 179V178H151ZM214 179V178H213ZM109 180V179H108ZM127 180V179H126ZM153 180V179H152ZM178 178L176 179V183H179L178 181ZM204 180V181H203ZM136 181V180H135ZM140 181V180H139ZM155 181V180H154ZM157 181V180H156ZM159 181H160V179H159ZM165 181V180H164ZM203 181V182H202ZM209 181V182H208ZM145 182V181H144ZM258 182V183H257ZM128 183V182H127ZM131 183V182H130ZM134 183V182H133ZM153 183V182H152ZM157 183V182H156ZM171 183H174L173 181H170V184ZM175 183V184H176ZM135 184V183H134ZM145 184H147V183H145ZM159 184V183H158ZM81 185V184H80ZM105 185V184H104ZM156 185V184H155ZM161 185V184H160ZM160 185H156L155 187H156V191H157V189H159V188H161L160 187ZM166 185H167V183H166ZM101 186V185H100ZM135 186V185H134ZM141 186V185H140ZM139 186V187H140ZM151 186V185H150ZM171 186V185H170ZM169 186V187H170ZM176 186V185H175ZM237 187V188H241V186H242V189L241 190H239V189H237L239 192H241V193H239V194H237V193H235V187ZM246 186H247V184H246ZM85 187V186H84ZM137 187V186H136ZM138 187V188H139ZM159 187V188H158ZM165 187V186H164ZM172 187H173V185H172ZM184 187V188H183ZM78 188V187H77ZM130 188V187H129ZM138 188H137V190H138ZM144 188V187H143ZM153 188H154V186H153ZM166 188V187H165ZM164 188V189H165ZM174 188V187H173ZM178 188H179V186H178ZM177 188V189H178ZM187 188V189H186ZM97 189V188H96ZM132 189V188H131ZM163 189V190H164ZM168 189V188H167ZM172 189V188H171ZM196 189V190H195ZM247 189V188H246ZM81 190V189H80ZM104 190V189H103ZM130 190V189H129ZM162 190V189H161ZM192 189H190V191H191ZM131 191V190H130ZM129 191V192H130ZM146 191V190H145ZM159 191V190H158ZM172 191V190H171ZM184 191H183V193H184ZM189 191V192H190ZM124 192V191H123ZM138 192H139V190H138ZM142 192V191H141ZM193 192V191H192ZM112 193V192H111ZM148 193V192H147ZM156 193H158V192H156ZM168 193V192H167ZM175 193V192H174ZM248 193V192H247ZM125 194H126V192H125ZM134 194V193H133ZM140 194V193H139ZM172 194V193H171ZM188 194V196H189V193H187ZM196 194V195H197ZM241 194V195H240ZM89 195V194H88ZM92 195V194H91ZM103 195V194H102ZM114 195V194H113ZM128 195V194H127ZM137 195V194H136ZM147 195V194H146ZM170 195V194H169ZM174 195V194H173ZM184 195V194H183ZM183 195L182 196H180V198H183ZM245 196H247L246 194H244ZM142 196V195H141ZM157 196V195H156ZM155 196V197H156ZM176 196V195H175ZM185 197L187 196L186 194L184 195ZM241 196V197H240ZM256 196L258 197V198H256ZM144 197V196H143ZM154 197V198H155ZM184 197V198H185ZM243 197V198H242ZM83 198V197H82ZM91 198V197H90ZM89 198V199H90ZM121 198V197H120ZM141 198V197H140ZM153 198V199H154ZM160 198V197H159ZM172 198V197H171ZM193 198H194V196H193ZM242 198V199H241ZM118 199V198H117ZM137 199V198H136ZM142 199V198H141ZM156 199H157V197H156ZM164 199V198H163ZM168 199H170V198H168ZM187 199V198H186ZM190 199V198H189ZM198 199V198H197ZM130 200V199H129ZM183 200V199H182ZM245 200H247L248 202H246ZM134 201V200H133ZM144 201V200H143ZM147 201V200H146ZM162 201V200H161ZM160 201V202H161ZM164 201V200H163ZM171 201V200H170ZM173 201H175V200H173ZM194 201V200H193ZM200 201V200H199ZM88 202V201H87ZM98 202V201H97ZM187 202V201H186ZM190 202V201H189ZM146 203V202H145ZM149 203V202H148ZM167 203V202H166ZM169 203V202H168ZM133 204H134V202H133ZM153 204H154V202H153ZM93 205V204H92ZM138 205V204H137ZM157 205V204H156ZM167 205V204H166ZM172 205V204H171ZM190 205V204H189ZM201 205V204H200ZM245 205H247V208L245 207ZM134 206H136V205H134ZM140 206V205H139ZM170 206V205H169ZM179 206V205H178ZM191 206V205H190ZM196 206V205H195ZM195 206H193V207H195ZM206 206V205H205ZM252 206V205H251ZM146 207V206H145ZM159 207V206H158ZM180 207V206H179ZM183 207V206H182ZM117 208V207H116ZM135 208V207H134ZM141 208V207H140ZM163 208H165V206L163 207ZM181 208V207H180ZM184 208V207H183ZM206 208V207H205ZM144 209V208H143ZM168 209H170V208H168ZM175 209V208H174ZM187 209V208H186ZM190 209V208H189ZM126 210V209H125ZM172 210V209H171ZM177 210V209H176ZM175 210V211H176ZM200 211H201V209H199ZM114 211V210H113ZM203 211V210H202ZM144 212V211H143ZM174 212V211H173ZM180 212V211H179ZM198 212V211H197ZM92 213V212H91ZM104 213V212H103ZM110 213V212H109ZM115 213V212H114ZM156 213V212H155ZM177 213V212H176ZM176 213H175V215H176ZM118 214V213H117ZM116 214V215H117ZM124 214V213H123ZM130 214H131V212H130ZM160 214H161V211H160ZM168 214H169V212H168ZM199 214V213H198ZM95 215V214H94ZM98 215V214H97ZM100 215V214H99ZM155 215V214H154ZM205 215V214H204ZM104 216V215H103ZM172 216V215H171ZM211 216H210V218H211ZM83 217V216H82ZM89 217V216H88ZM109 217V216H108ZM160 217V216H159ZM163 217V216H162ZM186 217V216H185ZM232 217L235 219V217L237 218V220L238 221H236L237 222V224H236V227H237V225L240 227L241 226V228L243 229V230H245L247 233H246V235L244 236V237H242V233H241V236H239V234L237 235L236 234V236H239V237H241V240H240V238H237L236 239V236L234 235L235 233H233L234 232V230H236V227H235V229L234 230H232L233 232H231V233H233L232 235H234L235 236V238H234V236H232L231 237V235H230V231L229 232H226V229H228L229 230V228H232V227H234V225L233 226H231L233 223H234V220L232 219ZM104 218V217H103ZM141 218V217H140ZM172 218H174V217H172ZM178 218V217H177ZM202 218V217H201ZM204 219H206L205 218V216L203 217ZM207 218H209L208 216H207ZM139 219V218H138ZM158 219V218H157ZM160 220V219H159ZM185 220V219H184ZM209 219H206V221H208ZM230 220H233V221H230ZM236 220V219H235ZM82 221V220H81ZM132 221H134V220H132ZM164 221V220H163ZM200 221V220H199ZM204 221V220H203ZM126 222V221H125ZM152 222V221H151ZM157 222V221H156ZM202 222V221H201ZM233 222V223H232ZM235 222V223H236ZM142 223V222H141ZM163 223V222H162ZM205 223V222H204ZM210 223V224H211ZM232 223V224H231ZM76 224V223H75ZM135 224H137V223H135ZM208 224V223H207ZM126 225V224H125ZM183 225V224H182ZM230 225V226H229ZM75 226H77V225H75ZM128 226V225H127ZM136 226H138V225H135V227ZM202 226V225H201ZM79 227V226H78ZM238 227V228H239ZM82 228V227H81ZM161 228V227H160ZM167 228V227H166ZM210 228V227H209ZM213 228V227H212ZM214 228V229H215ZM237 228V229H238ZM83 229V228H82ZM135 229V228H134ZM156 229V228H155ZM158 229V228H157ZM162 229V228H161ZM241 229V230H242ZM96 230V229H95ZM102 230V229H101ZM122 230V229H121ZM131 230V229H130ZM192 230V229H191ZM239 230V229H238ZM237 230V231H238ZM242 230V231H243ZM73 231V230H72ZM132 231V230H131ZM141 231V230H140ZM160 231V230H159ZM241 231V232H242ZM120 232V231H119ZM134 232V231H133ZM213 232V231H212ZM239 232V231H238ZM244 232V231H243ZM75 233V232H74ZM105 233V232H104ZM114 233V232H113ZM137 234H138V232H136ZM187 233H189V232H187ZM195 233V232H194ZM204 233V232H203ZM95 234V233H94ZM213 234V233H212ZM215 234V233H214ZM243 234H245V233H243ZM145 235V234H144ZM143 235V236H144ZM229 235V236H228ZM112 236V235H111ZM228 236V237H227ZM207 236H205V238H206ZM227 237V238H226ZM229 237H230V239H229ZM70 238V237H69ZM108 238V237H107ZM115 238V237H114ZM126 238V237H125ZM136 238V237H135ZM140 238V237H139ZM225 238L226 239H228L229 240V242L226 244V243H224V244H222L223 242H225ZM90 239V238H89ZM94 239V238H93ZM134 239V238H133ZM191 239V238H190ZM220 239V238H219ZM218 239V240H219ZM109 240V239H108ZM128 240V239H127ZM205 240V239H204ZM209 240V239H208ZM110 241V240H109ZM121 241V240H120ZM124 241V240H123ZM101 242V241H100ZM107 242V241H106ZM128 242L129 241H127L126 243L128 244ZM134 242V241H133ZM200 242V241H199ZM122 243V242H121ZM125 243V242H124ZM137 243V242H136ZM144 243V242H143ZM212 243H214V242H212ZM58 244V243H57ZM215 244H216V242H215ZM230 244V243H229ZM228 244V245H229ZM98 245V244H97ZM112 245V244H111ZM136 245H138V244H136ZM140 245V244H139ZM138 245V246H139ZM195 245V244H194ZM214 245V244H213ZM227 245V246H228ZM126 246H128V245H126ZM133 246H134V244H133ZM132 246V247H133ZM216 246V245H215ZM230 246V245H229ZM232 246V247H233ZM194 247V246H193ZM217 247H219V246H217ZM226 247V246H225ZM231 247V246H230ZM112 248V247H111ZM136 248V247H135ZM216 248V247H215ZM227 248V247H226ZM229 248V247H228ZM234 248V247H233ZM105 249V248H104ZM122 249V248H121ZM131 249V248H130ZM176 249V248H175ZM219 249V248H218ZM129 250V249H128ZM221 250V249H220ZM51 251V250H50ZM123 251V250H122ZM132 251V250H131ZM218 251V250H217ZM222 251V250H221ZM227 251V250H226ZM155 252V251H154ZM79 253V252H78ZM125 253V252H124ZM132 253H133V251H132ZM187 253V252H186ZM193 253V252H192ZM135 254V253H134ZM229 254V253H228ZM88 256V255H87ZM196 256V255H195ZM203 256V255H202ZM233 256V255H232ZM235 256V255H234ZM130 257V256H129ZM229 258V257H228ZM178 259V258H177ZM205 259V258H204ZM230 260H232L233 259V257H232V259L231 258H229ZM127 260V259H126ZM201 260V259H200ZM208 260V259H207ZM224 260V259H223ZM226 260V259H225ZM228 261V260H227ZM125 262V261H124ZM126 263V262H125ZM206 263V262H205ZM236 263V262H235ZM237 263H238V261H237ZM133 264V263H132Z\"/></svg>",
	"mask_w": 264,
	"mask_h": 264
},
{
	"label": "clouds",
	"instance_id": "clouds-1",
	"mask_svg": "<svg viewBox=\"0 0 264 264\" xmlns=\"http://www.w3.org/2000/svg\"><path fill=\"white\" fill-rule=\"evenodd\" d=\"M207 226H210V225H206V227H207Z\"/></svg>",
	"mask_w": 264,
	"mask_h": 264
}]
</instances>
